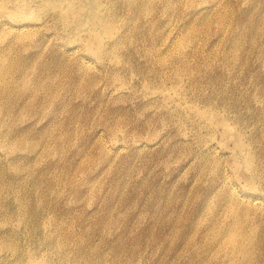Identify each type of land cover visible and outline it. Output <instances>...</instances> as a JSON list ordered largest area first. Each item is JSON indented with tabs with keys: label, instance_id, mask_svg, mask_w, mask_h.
<instances>
[{
	"label": "rangeland",
	"instance_id": "374dc122",
	"mask_svg": "<svg viewBox=\"0 0 264 264\" xmlns=\"http://www.w3.org/2000/svg\"><path fill=\"white\" fill-rule=\"evenodd\" d=\"M154 1H155V3H154ZM159 1H161V2H159ZM177 1L178 0H172V1H170V0H163V1L162 0H135V1L123 0L122 2L121 1L115 2L114 0H109V5L100 7L99 10L102 11L104 13V15H106L107 17H109L111 15L110 18L112 20V24H114V25H112L114 34H113V37L112 36L109 37V34L105 35V33H102V35H100L101 39L103 40V46L101 48H98V43H97L96 39L90 37V34L88 33L87 27L79 28L77 31L72 30V28L70 26H65L61 19L56 18L54 14L57 11V9H56L57 7L54 4H48L46 6H42L39 4L38 5L39 7L36 6L34 13L31 16H29V18L24 20L25 22L31 23V24L35 25V27L38 28L39 31H37V34H38V32L40 33L42 31V29L44 28L43 32H41V36H40V34H38V36L35 35V37H33L34 39L31 38V39L27 40L28 45L27 44L24 45L23 48L25 49L24 54L26 56L30 57L33 62H35L36 67L35 66L32 67L33 70H32V68H31V70L33 72H34V70H36L35 71L36 74L31 71L33 73V74L31 73V75L36 76L37 74H40L39 77L45 78L46 89H42L39 91H35V90L31 91V90L27 89L28 93L26 92L25 95L24 94H21V95L18 94L19 90L15 89V91H9V92L5 93L4 96H2L3 95L2 94L0 97V101L1 102L3 101L2 102L3 105H1V110H0V112L1 111L3 112V113L2 112L0 113V115H1L0 116V128H1V132H3V135L5 133H9L8 135H9V139H10V140L6 141L2 137L3 139L0 141V146H1L0 147V153L2 154V155L0 154V157H1V159H0V171H1L0 172V174H1L0 175L1 176L0 177V203H1L0 204V214H1L0 215V224H1L0 225V241L1 242L3 241L0 244V264L1 263L2 264H10V262H11V264H19V263L20 264H30L28 258L30 257L29 255H31V254H32L33 258H35V259L36 258L40 259V257H43V254H44V256H46L45 257L46 260L47 261L49 260L50 264H67V262L65 263L66 259L63 260L64 263H61L62 261L59 259V256H57V255H59V253H57V251L55 250V247H53L54 242H56L55 245L61 244L63 246V252L67 256L73 257V259H75L77 261L76 264H126V263L127 264L128 263L136 264L135 262H137V264H139V262H140V264H173V263H175V264H198V263L199 264H213V263L214 264H256V262H258L257 264H264V234H263L264 233V231H263L264 230V218H263L264 217V215H263L264 214V212H263L264 211L263 210L264 209V189H263V186H264V155L262 154V152L264 153V141H263L264 140V122H263L264 121V117H263L264 116V24H262V21L264 23V18H263V16H264V2H262L264 0H251V1L250 0H230V3H229V0H227V1L226 0H216V2H214L213 0H212V2H210L211 0H198V1L197 0H195V1L194 0H190V1L179 0L178 1L179 3H177ZM221 1L223 4L220 3ZM213 2H214V4L212 5ZM249 2H252V4ZM142 3H143V6H142ZM161 3H164V4H161ZM185 3L186 4L188 3L187 8H186ZM216 4H218V5H216ZM255 4H257V5H255ZM246 5H247V7H246ZM224 6H226V7H224ZM111 7H113L114 10ZM140 7H141V10H140ZM192 7H194V9ZM223 7H224V9H226L225 11H224ZM120 8H121V10H120ZM203 8H205V9H203ZM210 8H212V9H210ZM146 9L147 10L149 9L148 12ZM195 9L197 11H195ZM220 9L223 11H221ZM232 9H233V11H232ZM261 9H263V10H261ZM10 10H11V8H8V10L0 9V23L1 24L5 23V22H10V20L12 19L11 16L9 17V15L11 14ZM124 10H125V12H124ZM150 11H153V12H150ZM177 11H179V12H177ZM208 11H209V13H208ZM110 12H111V14H109ZM162 12H164V13H162ZM195 12H196V14H195ZM211 12L213 13V15L214 14L215 15L213 16L211 14ZM231 12H234V13H231ZM253 12H255V13H253ZM205 13L207 15H205ZM175 14H177V15L175 16ZM240 14H242V15H240ZM134 15H135V17H134ZM149 15H151L152 17ZM204 15L207 16L208 19ZM250 15H253V16L251 17ZM173 16H175V17H173ZM211 16H213V17H211ZM215 16L217 17V19ZM195 17L197 18V20ZM201 17H204V18H201ZM221 17L222 18L225 17V18L222 19ZM253 17L256 18L257 20L256 19L254 20ZM161 18H162V20H161ZM218 18L219 19L221 18L220 19L221 21ZM246 19H247V22H246ZM40 21L42 23H40ZM119 21H120V23H119ZM149 21H152V22H149ZM235 21H236V23L237 22H239V23L236 24ZM61 22H62V24H61ZM163 22H165V24ZM179 22H180V24H179ZM206 22L207 23L210 22L209 26ZM221 22H223V23H221ZM230 22H231L232 26L229 25ZM254 22H257L259 24H256ZM51 23H52V25H51ZM189 23H191V24H189ZM205 23H206V26H205ZM54 24H56V25H54ZM192 24H196V25H192ZM235 24H236V26H235ZM241 24H242V26H241ZM44 25H46L47 27ZM119 25H121V26H119ZM128 25H129V27H128ZM221 25H223L224 27ZM150 26H151V28H150ZM197 26L199 29H197ZM218 26H220V27H218ZM249 26H250V28H249ZM255 26L257 29L254 28ZM261 26H262V29H261ZM222 27H223V29H222ZM251 27H253V28H251ZM46 28L48 30L49 29L50 30L48 31ZM178 28H181V29H178ZM245 28H246V30H245ZM62 29H64V30H62ZM121 29H123V30H121ZM183 29L185 30L184 32H183ZM248 29H249V31H248ZM258 29L260 30V32ZM52 30H53V32H52ZM189 30L192 32L190 33ZM204 30H205V32H204ZM257 30H258V32H256ZM261 30L263 31L262 36H261V32H262ZM178 31H180L183 35ZM219 31H221V32H219ZM228 31L230 33L232 32L231 33L232 36H230L231 34L228 33ZM243 31H245V32L243 33ZM58 32H59V34H58ZM60 32H61V34H60ZM115 32L116 33L118 32L117 35ZM147 32L149 33V36H148ZM172 32H174V33H172ZM249 32H250V34H249ZM197 33L202 34V36H200ZM204 33H206L207 35ZM211 33L213 35L214 34H216V35L213 36V35H211ZM220 33H222V34H220ZM233 33H234V36H233ZM239 33H240V36H238ZM45 34H47V35H45ZM128 34H130V35H128ZM252 34L255 36H253ZM189 35H191V36H189ZM218 35H220V36H218ZM235 35L237 36V38ZM194 36H195V38H194ZM197 36L200 38L198 39ZM125 37H127V38H125ZM145 37H147V38H145ZM188 37H190V40ZM217 37H219V38H217ZM238 37H241V39L237 40ZM157 38H158V40H157ZM163 38L164 39L166 38V39L163 40ZM191 38H192V40L194 38V40H196V41H192ZM207 38H209V39H207ZM254 38H256V39H254ZM159 39H160V42H159ZM251 39L252 40L254 39V40L251 41ZM259 39H261V40H259ZM65 40H67V41H65ZM122 40H123V42H122ZM125 40H126V45H125ZM232 40H234V41H232ZM241 40L242 41L244 40L243 43ZM80 41H82V42H80ZM108 41H109V43H108ZM130 41H132V42L130 43ZM138 42H139V44H138ZM192 42H194V43H192ZM206 42H207V44H206ZM211 42H212V44H211ZM223 42H224V44H223ZM58 43H60V45H58ZM113 43L114 44L117 43V44L114 45ZM195 43H196V45H195ZM248 43H250V44L252 43L250 45L251 47L248 46L249 45ZM167 44H168V46H167ZM183 44H184V46L186 44L187 45L184 47ZM189 44H190L191 48H190ZM228 44L229 45L231 44L232 47L230 48L231 45L229 46ZM253 44H254V46H253ZM111 45H113V47ZM203 45L205 48L203 47ZM212 45H214L215 47ZM218 45H219V48H218ZM236 45H238V46L236 47ZM146 46H150V47H146ZM211 46L213 47V49ZM234 46H235V48H234ZM125 47H126V49H125ZM183 47H184V50H182ZM192 47H194V49ZM27 48H28V50H27ZM159 48H160V51H159ZM76 49H78L79 51L77 52ZM211 49L214 51H212ZM224 49L229 54L225 53ZM230 49H231V52L229 51ZM236 49L238 51H235ZM190 50L192 51L191 53H189ZM197 50H199V51H197ZM200 50L202 52L203 51L204 52L201 53ZM206 50H208L209 52ZM221 50H223V51H221ZM111 51H113L112 52L113 54H111ZM139 51H140V53H139ZM149 51H151V52H149ZM245 51H247V52L249 51V52L247 53ZM39 52H40V55H39ZM95 52H97V54ZM99 52H100V55L98 54ZM187 52L190 55H193V57L190 56ZM211 52H213L214 54ZM151 53L154 56H152ZM156 53H158L157 54L158 56L156 55ZM61 54H63V55H61ZM67 54H68V56H67ZM70 54H71V56H70ZM125 54H127V55H125ZM159 54H161L162 56ZM177 54H179V55H177ZM226 54H228V55H226ZM101 55H102V57H101ZM139 55H142L143 57L139 56ZM185 55H186V57H185ZM201 55H204V56H201ZM205 55L206 56L208 55V57H206ZM213 55H214V57H213ZM234 55H236V57ZM79 56H80V58H79ZM163 56H165V57H163ZM183 56H184V58H183ZM230 56H231V58H230ZM237 56H239V57L237 58ZM70 57H72V58H70ZM121 57H122V59H121ZM152 57H153V59H152ZM201 57H202V60L200 59ZM212 57H213V59H212ZM66 58L69 61H67ZM78 58L81 60H78ZM208 58H210V59H208ZM229 58L231 60H229ZM92 59H93V61H92ZM175 59H177L178 64L175 62L176 61ZM190 60H191V62H190ZM215 60H217V61H215ZM226 60L228 63L226 62ZM252 60H253V62H252ZM150 61L153 63H151ZM179 61H181V62H179ZM192 61H194V62H192ZM210 61H211V63L208 65V63ZM229 61H231V62H229ZM68 62H70V63H68ZM80 62H82V63H80ZM133 62H135L136 64ZM145 62L147 63V65ZM53 64H54V66H53ZM119 64H120V66H119ZM160 64H164V65H162L163 67H161ZM245 64L248 66H246ZM259 64H260V66H259ZM203 65L204 66L207 65V66L204 67ZM75 66H77L78 68ZM113 66H114V68H113ZM136 66H138V67H136ZM100 67L104 71H102ZM76 68H77V70H76ZM96 68L98 69L99 72L98 71L96 72V70H97ZM122 68H123V71H122ZM137 68H138V70H134ZM61 69L63 71L62 73H61V71H59ZM90 69L92 72L90 71ZM241 69H243V70H241ZM53 70H54V73H53ZM64 70H66V71H64ZM74 70H76V71H74ZM157 70H158V72H155ZM41 71H42V73H41ZM88 71L91 73H89ZM100 71H101V73H100ZM203 71H204V73H203ZM87 72H88V74H87ZM59 73L62 75L60 76ZM83 73H84V76H83ZM155 73H156V76L158 77V79L156 76L154 77ZM205 73L207 74V76H205L206 75ZM233 73H235V74H233ZM46 74H48V75L50 74L53 78H51L50 75L48 76ZM175 74H178L179 76L178 75L176 76ZM218 74L220 75V77ZM247 74H248V76H246ZM57 75H58V77H57ZM161 75H163V76H161ZM93 76H94V78H93ZM174 76H175V78H174ZM182 76H184V77H182ZM224 76H225V78H224ZM195 77H196V79L193 80ZM213 77H215V79ZM227 77H229V78L227 79ZM140 78H142V79H140ZM176 78L178 80L179 79H181V80L177 81ZM199 78H200V80H199ZM76 79H78L79 81ZM101 79L104 81L105 80H107V81H105V83H104V81L101 83V81H102ZM174 79H176V80H174ZM220 79H221V81H220ZM250 79H251V81H250ZM57 81H58V83H57ZM110 81L112 83H110ZM123 81H124V83H123ZM50 82H52L53 84ZM81 82L84 84H82ZM90 82H91V84H90ZM126 82L128 84H126ZM202 82H205V83H202ZM230 82H232V83H230ZM252 82H254V83H252ZM75 83H77L76 84L77 86L75 85ZM96 83H97V85H96ZM56 84H57V86H56ZM72 84L74 85V87L75 86L76 87L74 88ZM154 84H156V85H154ZM217 84L219 85V87ZM201 85H204V86H201ZM259 85L263 86V89ZM48 86H50V87H48ZM82 86H83V88H81ZM255 86H257V87H255ZM54 87H59L60 90L58 88L57 89L55 88L56 89L55 90ZM137 87L138 88L140 87L139 90ZM115 88L117 90H115ZM63 89H65L66 91ZM73 89H74V91H73ZM239 89H241V90H239ZM51 90H53L54 92ZM129 90H130V92H129ZM252 90L253 91L255 90V91L253 92ZM63 91H64L65 95H64ZM146 91H148V92H146ZM164 91H166V92H164ZM250 91H251V93H250ZM85 92H86V94H85ZM152 92L153 93L155 92V93L152 94ZM255 92H257V93L255 94ZM116 93L117 94L119 93V94L117 95ZM129 93H130V95H129ZM214 93L217 94L218 96L215 95ZM260 93H262V94H260ZM134 94H136V95H134ZM119 95H120V97H119ZM205 95L207 98H204ZM107 96H108V98H107ZM137 96H138V98H137ZM10 97H12V98H10ZM22 97H23V100H22ZM33 97L36 98V100ZM83 97H84V99H83ZM110 97H112V98H110ZM140 98H142V101L140 100ZM203 98H204V100H203ZM53 99H55V100H53ZM122 99H123V102H122ZM92 100H93V102H92ZM10 101H12V102H10ZM34 101H36V102L38 101L37 104H36V102L34 103ZM231 102L233 103L234 107H233ZM252 102H253V104H252ZM11 103H15V104H11ZM123 103H125V104H123ZM144 103L146 104L145 106H144ZM239 103H241V104H239ZM237 104H238V106H237ZM51 105H53V106H51ZM194 105L197 108L193 107ZM2 106L5 107L6 109L3 108ZM50 106L53 108H50ZM9 107H11V108H9ZM44 107L45 108L49 107V108H48V110L47 109L45 110ZM161 107L163 110L161 109ZM226 108H227V110H226ZM242 108H244V109L242 110ZM10 109L14 111L13 112L14 118L8 116V114L11 111ZM28 109H29V111H28ZM97 109L100 112L97 111ZM103 109L106 111H104ZM231 109H232V111H231ZM3 110H5V111H3ZM31 110H32V112H31ZM158 110L160 113H163V114H160L158 112ZM198 111H200L201 115H199ZM96 112H98V113H96ZM154 112H155V114H154ZM25 113H27L29 116ZM33 113H34V116H32ZM58 113H59V115H58ZM113 113H115V114H113ZM125 113L128 115H126ZM210 113H212V114H210ZM16 114L20 119L18 117H16ZM24 114H25V116H24ZM6 115H7V117H6ZM102 115H103V117H102ZM109 115H111V116L115 115V116L109 117ZM253 115H255V116H253ZM168 116H169V118H168ZM209 116H211V118ZM29 117H30V120L27 121L26 119H29ZM132 117H134L133 120H132ZM155 117H157V118H155ZM221 117L223 120L222 123H221ZM166 118H168V119H166ZM136 119H137V121H135ZM156 119H157V121H156ZM59 120H61V121H59ZM119 120H121V121H119ZM167 120H169V121H167ZM16 121H18V122H16ZM106 121L109 122L110 124L106 123ZM98 122H100V123H98ZM218 122L220 124H218ZM4 123H5V125H3ZM104 123H105V126H104ZM58 124H60V125H58ZM75 124H76V126H75ZM115 124H117L118 126ZM182 124H184L183 125L184 127L181 126ZM10 125H12V127ZM101 125H103V127ZM111 125L113 126V128ZM163 125H164V127H163ZM108 126H111V127H108ZM27 127H29V128H27ZM154 127H155V129H154ZM176 127H179V128H176ZM3 128L5 130H3ZM80 128H82V129H80ZM55 129H56V131H55ZM125 129H128L130 134H128V130H125ZM102 130H103V132L104 131L105 132L101 133L100 131H102ZM254 130H255V132L256 131H258V132L255 133ZM80 131L82 134H80ZM113 131H115V132H113ZM20 132H22V133H20ZM23 132H25V133H23ZM40 132H43V134ZM44 132H45V134H44ZM153 133H156V134L154 135ZM182 133H184V134H182ZM19 134H22V136ZM100 134H102V136ZM152 134L154 135L155 138L153 137ZM43 135L45 138L41 137ZM49 135H50V137H49ZM76 135H78V136H76ZM111 135H113L114 137H110ZM115 135H116V137H115ZM184 135H186V136H184ZM143 136H145L146 139L143 138ZM21 137L23 138L24 141H25V139L28 141L24 142ZM140 138H142L143 140ZM147 138L149 139V141ZM29 139H31L30 141L33 143H31L29 141ZM41 139H42V141H40ZM151 139H153V140H151ZM175 139H177V140H175ZM67 140L69 141L68 143H67ZM21 141L24 143H21ZM186 141H188V142H186ZM242 141L244 142V144H242ZM36 142L38 145L36 144ZM62 142L64 143V145ZM12 143L14 144L15 147L12 146ZM16 143H19V144H16ZM92 143L94 144V146ZM173 143H174V145H173ZM9 144L11 145L12 149H11ZM24 144L25 145L27 144L26 145L27 147ZM126 144H127V146H126ZM252 144H254V145L256 144L255 147ZM22 145L25 147H23ZM69 145H71V147H69ZM17 146H18V148L20 146L22 149L21 148L18 149ZM51 146H53V147H51ZM56 146H58V148ZM91 146H92V148H90ZM45 147L47 148L46 150H45ZM48 147H50L51 149ZM103 147L105 149H102ZM117 147H118V149H117ZM145 147H149V148H145ZM213 147H216V148H213ZM7 148H8V150H7ZM59 148H60V150L61 149L62 150L60 151ZM88 148H90V149H88ZM99 149H101V150H99ZM119 149H121V150H119ZM194 149H195V151H194ZM50 150H52V151L50 152ZM55 150H56V152H55ZM57 150H58V152H57ZM103 150L106 152H104ZM109 150L111 152L112 151L113 152L111 153ZM27 151H29V152L32 151V152L28 153ZM42 151L43 152L45 151L46 154H43ZM85 151L88 155H86ZM100 151H101V153H100ZM139 151H141V152H139ZM198 151L201 153H199ZM207 151H209L210 153H208ZM260 151H262V152H260ZM2 152H4V153H2ZM138 152L141 153L140 154L141 156H139ZM195 152H196V154H195ZM217 152H218L219 156L217 155ZM21 153H23L24 156L21 155ZM53 153L54 154L58 153L57 157L55 156L56 154L53 155ZM89 154H90V156H89ZM106 154H107V156H106ZM34 155H35L36 159L34 158ZM40 155L42 156V158ZM98 155H100V156H98ZM176 155H178V156H176ZM5 156H7V157H5ZM92 156L94 159L92 158ZM195 156H196V158L198 157L200 160L198 158L196 159ZM202 156H203V158H202ZM81 157H83V158H81ZM167 157H169V158L167 159ZM200 157L202 158V161H201ZM24 158H25V161H24ZM13 159L15 160V163H14ZM69 159H71V160H69ZM85 159H86V161H85ZM89 159H90V162H89ZM97 159H99L100 161ZM204 159H207V160H204ZM8 160H9V162H8ZM193 160H196V161H193ZM37 161H38V163H37ZM160 161H163V162H160ZM30 162H31V164H30ZM7 163H9V164L7 165ZM10 163H12V165ZM40 163L41 164L43 163V164L41 165ZM66 163H68V164H66ZM87 163H89V164H87ZM112 163L115 165H113ZM206 163H208L209 165ZM110 165H111V167H110ZM12 166H14V167H12ZM33 166L34 167L37 166V168L35 169V168H33ZM221 166H222V168H221ZM10 167H12V168H10ZM44 167H45V169H43ZM200 167L203 169L201 170ZM15 168H17V169H15ZM75 168H76V172H75ZM193 168H194V170H193ZM56 169H57V171H56ZM102 169H104V170H102ZM128 169H130V171ZM131 169H132V171H131ZM222 169H223V171H222ZM43 170H44V172H43ZM45 170H46V172H45ZM82 170H83V172H82ZM105 170H107V171H105ZM225 170H226V173H225ZM259 170L261 171L260 173H259ZM61 172H63V173H61ZM38 173H39V175H38ZM211 173H214V174H211ZM30 174L32 176L33 175L34 176L32 177ZM73 174H74V176H73ZM224 174H225V178L223 176ZM70 175L72 177V178L70 177L71 179L68 177ZM4 176H5V178H4ZM29 177H32L35 179L29 178ZM60 177H61V179H60ZM81 178H83V179H81ZM69 179L71 181H69ZM79 180H81V181H79ZM5 181H7V182H5ZM53 181H56L57 183L53 182ZM65 181L66 182L68 181V182L66 183ZM93 181H95V182H93ZM221 181H223L224 183ZM252 181H254V182H252ZM75 182H78V183H75ZM7 183L10 185H8ZM70 184H72V187L70 186ZM223 184H224V186H223ZM2 185H4L5 188ZM47 186H48V188H47ZM57 186H58V188H57ZM60 186H62V187H60ZM93 186H94V188H93ZM97 186H99V187H97ZM230 186H231V188H230ZM108 187L112 190H110ZM222 187L224 188V190ZM21 188H22V190H21ZM31 188H33L34 190H32ZM35 188H36V190H35ZM232 188L233 189L235 188L234 190L237 189L236 192L238 194H240L239 195L240 197H244L246 199H247V197L248 198L249 197H251V198H257L258 197L259 201L262 199L259 203H260V205L262 204L263 207H257V209L255 207V210H257V212L254 209H252V211L255 213L254 214L255 218L249 222L250 225H252L253 229H254V235H253L252 240L241 241L240 244H238V248L234 251V253L230 254L226 250V245H223V244L220 245L221 240H220V238H218V236H219L220 230H224L225 227L229 223L233 222L232 215L227 213V211L224 209L225 204H221V203H224L225 200L227 201L228 198H230L229 197L230 193H228V192H230V190ZM115 189H116V192H115ZM17 190L19 192H17ZM215 190H216V192H218L219 190L220 191L217 194L215 192ZM99 191H101V193ZM122 191H124V192H122ZM56 192H57L58 197H56ZM121 192L124 194L121 195ZM214 192H215V194L212 195ZM27 193H29V194H27ZM44 193H45V195H44ZM220 193H221V195H220ZM242 193L245 194V196H243ZM37 194H38V196H37ZM119 194L121 197L119 196ZM216 194L220 195L221 197L217 196L218 199H215ZM26 195H28V196H26ZM195 195H196V197H195ZM209 196H211V197H209ZM225 197H227V198H225ZM12 199L16 202H14ZM100 199H102V200H100ZM160 199L162 200L161 202H159ZM209 199H212L211 200L212 202L211 201L209 202ZM72 200H75V201H72ZM220 200H222V201L220 202ZM115 202L117 205L115 204ZM23 203H25V204H23ZM17 204L19 206H17ZM26 204H28V205H26ZM47 204H50V205H47ZM190 204H192V205H190ZM218 204L220 206H218ZM15 205L17 208L15 207ZM3 207H4V209H3ZM19 207H20V209H19ZM213 207L215 210L213 209ZM54 208L56 209V211H54L55 210ZM182 208H184V209H182ZM203 208H204V210H203ZM211 208H212V210H211ZM94 209H96V211ZM258 209H260L259 212H258ZM24 210H26V211H24ZM59 210H60V212H59ZM208 210H209V212H207ZM124 211H125V215L123 213ZM159 211H161V212L159 213ZM213 211H214V213H213ZM49 212H51L53 214H51ZM63 212H65V213H63ZM169 212H170V214H169ZM218 212H220V213L218 214ZM37 213H39L40 215ZM58 214H60V215L58 216ZM211 214H212V216H210ZM214 214L215 215L218 214V215L215 216ZM2 215H3V217H2ZM38 215H39V218L37 217ZM52 215H54V217ZM66 215H67L68 219H67ZM26 216H27V218H26ZM30 216H31V218H30ZM6 217H7V219H6ZM87 217H89V218H87ZM57 218H58V220H57ZM199 218H201V219H199ZM216 218H218V219H216ZM259 218H261V219H259ZM21 219H23V220H21ZM70 219H72V220H70ZM176 219L178 222L175 221ZM41 220H43V221L41 222ZM196 220H198L199 222ZM204 220H206V221H204ZM202 221H204V222H202ZM68 222L70 223V225ZM251 222H252V224H251ZM259 222H261V223L258 224ZM262 222H263V224H262ZM10 223L12 225H10ZM21 223H24V224L21 225ZM173 223H175L176 225ZM200 223H202V224H200ZM210 223L212 224L211 225L212 228L210 227ZM40 224H41V226H40ZM64 224H66V225H64ZM72 226H73V228H72ZM247 226H249V225H247ZM29 227H31V229ZM52 227L54 229H52ZM74 228L75 229L79 228V229L75 230ZM194 228H195V230H194ZM209 228H210V230H209ZM62 229H63V231H61ZM73 229L75 230V232ZM34 230H35V232H34ZM110 230H112V231H110ZM204 230H205V232H204ZM208 230L211 232H209ZM257 230H258V232H257ZM173 231L176 235L173 233ZM61 232H63V233H61ZM193 232H195V233H193ZM24 233H25V235H24ZM50 233L52 236L50 235ZM257 233L259 234V236ZM53 234L55 236L54 238H53ZM200 234H201V237H200ZM190 235H192V236H190ZM47 236H49L50 239ZM68 236H69V238H68ZM208 236H211V237H208ZM33 237L36 240H34ZM30 238H32V241L30 240ZM58 238H60V239L58 240ZM78 238H79V240L82 238L80 240L81 244L77 241ZM147 238H149V239H147ZM222 238L225 240H229L228 236L223 235ZM6 239H7V241H5ZM12 239H13V241H12ZM206 239L208 242L206 241ZM46 240H48V241H46ZM195 240H196V242H195ZM34 241H36V242H34ZM65 241H66V243H64ZM46 242H49V243H46ZM51 242H53V243H51ZM209 242H210V245H209ZM96 243H97V245H96ZM197 243L200 244V247H199V244H197ZM46 244H48V245L46 246ZM66 244H67V246H66ZM11 245L14 246L17 251L13 252ZM29 245L32 248L29 247ZM90 245L93 246V248H89V247H91ZM94 245H96V246H94ZM181 245H182V247H181ZM42 246H43V249L41 248ZM211 246L212 247L216 246V247L212 248ZM18 247L19 248L21 247V248L18 250ZM96 247H98V248H96ZM3 248L4 249L8 248L10 251L8 249L4 250ZM151 248H153V251ZM156 248H158V249H156ZM246 248L252 249V251H251L252 253L250 255H245V249ZM31 249H33V250H31ZM109 249H111V250H109ZM258 249H261V250L259 251ZM46 251H47V253H46ZM54 251L56 253L55 255H54ZM80 251H81V253H80ZM109 251H110V253H109ZM15 252H16V254H14ZM91 252L93 255H91ZM37 253H38V255H36ZM106 253H107V255H106ZM154 253H156V254L154 255ZM176 253H177L178 257H177V255L175 256ZM110 254H111V258H110ZM116 254H118V255H116ZM125 255H126V257H125ZM198 255H199V257H198ZM240 255L242 256V258ZM86 256H88V257H86ZM91 256H92V258H91ZM106 256H108L109 258H107ZM128 256H129V259H128ZM250 256H251V258H249ZM258 256H260V257H258ZM86 258H88V259L85 260ZM101 258L103 261L101 260ZM139 258H140V260H139ZM112 259L114 261H112ZM115 259H117V260L119 259V260L116 261ZM224 259L227 260V262ZM55 260H57V261H55ZM131 260L132 261L134 260V261L132 262ZM38 261H40V260H38ZM98 261H99V263H98ZM36 264H40V263L37 262ZM41 264H42V262H41Z\"/></svg>",
	"mask_w": 264,
	"mask_h": 264
},
{
	"label": "bare ground",
	"instance_id": "6f19581e",
	"mask_svg": "<svg viewBox=\"0 0 264 264\" xmlns=\"http://www.w3.org/2000/svg\"><path fill=\"white\" fill-rule=\"evenodd\" d=\"M115 2H122L123 0H114ZM133 1H135V0H133ZM163 1V0H162ZM170 1H172V0H170ZM179 1V0H178ZM177 1V3H179ZM188 1H190V0H188ZM195 1V0H194ZM198 1V0H197ZM214 2H216V0H213ZM227 1V0H226ZM251 1V0H250ZM145 2V1H144ZM158 2V1H157ZM159 2H161V1H159ZM210 2H212V0L210 1ZM214 2L212 3V5L214 4ZM219 2V1H218ZM217 2V3H218ZM239 2V1H238ZM257 2V1H256ZM255 2V3H256ZM262 2H264V1H262ZM136 3V2H135ZM154 3H155V1H154ZM165 3V2H164ZM164 3H161V4H164ZM167 3V2H166ZM198 3V2H197ZM207 3V2H206ZM221 4H223L222 3V1L220 2ZM219 3V4H220ZM226 3V2H225ZM224 3V4H225ZM229 3H230V0H229ZM249 3H251L252 4V2H249ZM42 5V6H46V5H48V4H54L57 8V11L55 12V17L56 18H59V19H61L62 20V22L64 23V25L65 26H70L71 28H72V30H78L79 28H82V27H87V29H88V33L90 34V37H92V38H95L96 39V41H97V43H98V48H101L102 46H103V40L101 39V37H100V35H102V33H105V35L106 34H109V37H113V34H114V31H113V27H112V25H114V24H112V20H111V18H110V16L109 17H107L106 15H104V13L102 12V11H100L99 10V8L100 7H103V6H108L109 5V0H0V9H5V10H8V8H11V14L9 15V17L11 16L12 17V19L10 20V22H5V23H0L1 25H0V97H1V95L2 96H4V94L5 93H7V92H9V91H15V89H17V90H19V93L18 94H24L25 95V93L27 92L28 93V90H35V91H39V90H42V89H46V80H45V78H43V77H39L40 76V74H37L36 76L35 75H31V73L33 72L32 70H33V68L32 67H34L35 66V62H33L32 60H31V58L30 57H28V56H26L25 54H24V45H26L28 42H27V40H29V39H31V38H33V37H35V35H37L38 36V34H40V36H41V32H43V29H42V31L39 33L38 32V34H37V31H39L38 30V28L37 27H35V25H33V24H31V23H28V22H25L24 20H26L27 18H29V16H31L33 13H34V11H35V9H36V6H38V5ZM127 4V3H126ZM158 4V3H157ZM188 4V3H187ZM187 4L185 3V5H186V8H187ZM193 4V3H192ZM196 4V3H195ZM194 4V5H195ZM210 4V3H209ZM235 4V3H234ZM250 4V5H251ZM112 5V4H111ZM114 5V4H113ZM134 5V4H133ZM154 5V4H153ZM156 5V4H155ZM193 5V6H194ZM211 5V6H212ZM216 5H218V4H216ZM226 5V4H225ZM255 5H257V4H255ZM263 5V4H262ZM118 6V5H117ZM123 6V5H122ZM142 6H143V3H142ZM151 6V5H150ZM149 6V7H150ZM162 6V5H161ZM167 6V5H166ZM199 6V5H198ZM197 6V7H198ZM202 6V5H201ZM200 6V7H201ZM220 6V5H219ZM233 6V5H232ZM236 6V5H235ZM252 6V5H251ZM39 7V6H38ZM37 7V8H38ZM124 7V6H123ZM122 7V8H123ZM156 7V6H155ZM183 7V6H182ZM195 7V6H194ZM194 7H192L193 9H194ZM196 7V8H197ZM210 7V6H209ZM216 7V6H215ZM224 7H226V6H224ZM224 7H223V9H224ZM234 7V6H233ZM245 7V6H244ZM243 7V8H244ZM246 7H247V5H246ZM253 7V6H252ZM260 7V6H259ZM262 7V6H261ZM110 8V7H109ZM112 9H113V7H111ZM119 8V7H118ZM117 8V9H118ZM147 8V7H146ZM162 8V7H161ZM166 8V7H165ZM189 8V7H188ZM199 8V7H198ZM217 8V7H216ZM215 8V9H216ZM104 9V8H103ZM155 9V8H154ZM178 9V8H177ZM203 9H205V8H203ZM208 9V8H207ZM210 9H212V8H210ZM246 9V8H245ZM252 9V8H251ZM250 9V10H251ZM257 9V8H256ZM260 9V8H259ZM114 10V9H113ZM120 10H121V8H120ZM127 10V9H126ZM140 10H141V7H140ZM147 10V9H146ZM149 10V9H148ZM148 10H147V12H148ZM164 10V9H163ZM162 10V11H163ZM170 10V9H169ZM176 10V9H175ZM184 10V9H183ZM217 10V9H216ZM221 10V9H220ZM226 9H224V11H225ZM247 10V9H246ZM253 10V9H252ZM261 10H263V9H261ZM173 11V10H172ZM182 11V10H181ZM180 11V12H181ZM189 11V10H188ZM195 11H197L196 9H195ZM202 11V10H201ZM204 11V10H203ZM210 11V10H209ZM209 11H208V13H209ZM215 11V10H214ZM221 11H223V10H221ZM232 11H233V9H232ZM235 11V10H234ZM245 11V10H244ZM3 12V11H2ZM124 12H125V10H124ZM145 12V11H144ZM150 12H153V11H150ZM165 12V11H164ZM164 12H162V13H164ZM176 12V11H175ZM177 12H179V11H177ZM199 12V11H198ZM229 12V11H228ZM252 12V11H251ZM49 13V12H48ZM114 13V12H113ZM169 13V12H168ZM182 13V12H181ZM184 13V12H183ZM193 13V12H192ZM215 13V12H214ZM218 13V12H217ZM231 13H234V12H231ZM253 13H255V12H253ZM252 13V14H253ZM257 13V12H256ZM109 14H111V12L109 13ZM120 14V13H119ZM151 14V13H150ZM171 14V13H170ZM178 14V13H177ZM177 14H175V16L177 15ZM195 14H196V12H195ZM211 14L213 15V13L211 12ZM229 14V13H228ZM249 14V13H248ZM259 14V13H258ZM262 14V13H261ZM116 15V14H115ZM125 15V14H124ZM152 15V14H151ZM151 15H149V16H151ZM157 15V14H156ZM160 15V14H159ZM205 15H207L206 13H205ZM204 15V16H205ZM215 15V14H214ZM213 15V16H214ZM218 15V14H217ZM216 15V16H217ZM235 15V14H234ZM237 15V14H236ZM240 15H242V14H240ZM4 16V15H3ZM45 16V15H44ZM53 16V15H52ZM51 16V17H52ZM161 16V15H160ZM175 16H173V17H175ZM196 16V15H195ZM198 16V15H197ZM213 16H211V17H213ZM215 16V17H216ZM220 16V15H219ZM251 17L253 16V15H250ZM8 17V18H9ZM124 17V16H123ZM134 17H135V15H134ZM142 17V16H141ZM147 17V16H146ZM152 17V16H151ZM178 17V16H177ZM182 17V16H181ZM180 17V18H181ZM206 18H207V16H205ZM209 17V16H208ZM218 17V16H217ZM217 17H216V19H217ZM227 17V16H226ZM239 17V16H238ZM243 17V16H242ZM3 18V17H2ZM46 18V17H45ZM54 18V17H53ZM114 18V17H113ZM149 18V17H148ZM163 18V17H162ZM162 18H161V20H162ZM196 18V17H195ZM201 18H204V17H201ZM222 18V17H221ZM220 18V19H221ZM225 17H223L222 19H224ZM234 18V17H233ZM263 18H264V16H263ZM55 19V18H54ZM151 19V18H150ZM182 19V18H181ZM208 19V18H207ZM219 19V18H218ZM219 19V20H220ZM227 19V18H226ZM229 19V18H228ZM253 19L255 20L256 18H254L253 17ZM39 20V19H38ZM121 20V19H120ZM153 20V19H152ZM175 20V19H174ZM180 20V19H179ZM196 20H197V18H196ZM232 20V19H231ZM239 20V19H238ZM242 20V19H241ZM257 20V19H256ZM43 21V20H42ZM144 21V20H143ZM160 21V20H159ZM183 21V20H182ZM204 21V20H203ZM211 21V20H210ZM218 21V20H217ZM216 21V22H217ZM221 21V20H220ZM227 21V20H226ZM230 21V20H229ZM253 21V20H252ZM261 21V20H260ZM2 22V21H1ZM50 22V21H49ZM62 22H61V24H62ZM118 22V21H117ZM142 22V21H141ZM149 22H152V21H149ZM157 22V21H156ZM191 22V21H190ZM219 22V21H218ZM242 22V21H241ZM246 22H247V19H246ZM40 23H42L41 21H40ZM46 23V22H45ZM48 23V22H47ZM58 23V22H57ZM116 23V22H115ZM119 23H120V21H119ZM164 24H165V22H163ZM193 23V22H192ZM207 23V22H206ZM206 23H205V26H206ZM220 23V22H219ZM221 23H223V22H221ZM235 23H236V21H235ZM237 23H239V22H237ZM236 23V24H237ZM254 23H256V24H259V23H257V22H254ZM179 24H180V22H179ZM189 24H191V23H189ZM188 24V25H189ZM202 24V23H201ZM208 24V26H209V24H210V22L209 23H207ZM213 24V23H212ZM227 24V23H226ZM236 24H235V26H236ZM262 24H264L263 23V21H262ZM51 25H52V23H51ZM54 25H56V24H54ZM53 25V26H54ZM175 25V24H174ZM178 25V24H177ZM176 25V26H177ZM183 25V24H182ZM186 25V24H185ZM192 25H196V24H192ZM229 25H231V22H230V24ZM228 25V26H229ZM245 25V24H244ZM253 25V24H252ZM261 25V24H260ZM43 26V25H42ZM44 26H46V25H44ZM64 26V27H65ZM119 26H121V25H119ZM156 26V25H155ZM170 26V25H169ZM190 26V25H189ZM199 26V25H198ZM198 26H197V29H199L198 28ZM203 26V25H202ZM211 26V25H210ZM216 26V25H215ZM221 26H223V25H221ZM232 26V25H231ZM230 26V27H231ZM241 26H242V24H241ZM47 27V26H46ZM128 27H129V25H128ZM149 27V26H148ZM147 27V28H148ZM160 27V26H159ZM192 27V26H191ZM190 27V28H191ZM218 27H220V26H218ZM217 27V28H218ZM224 27V26H223ZM223 27H222V29H223ZM240 27V26H239ZM259 27V26H258ZM63 28V27H62ZM150 28H151V26H150ZM167 28V27H166ZM182 28V27H181ZM181 28H178V29H181ZM184 28V27H183ZM249 28H250V26H249ZM251 28H253V27H251ZM254 28H256V26L254 27ZM47 29V28H46ZM45 29V30H46ZM54 29V28H53ZM116 29V28H115ZM146 29V28H145ZM170 29V28H169ZM176 29V28H175ZM187 29V28H186ZM192 29V28H191ZM204 29V28H203ZM210 29V28H209ZM208 29V30H209ZM219 29V28H218ZM217 29V30H218ZM231 29V28H230ZM229 29V30H230ZM237 29V28H236ZM242 29V28H241ZM244 29V28H243ZM257 29V28H256ZM260 29V28H259ZM258 29V30H259ZM261 29H262V26H261ZM48 30V29H47ZM50 30V29H49ZM48 30V31H49ZM62 30H64V29H62ZM66 30V29H65ZM86 30V29H85ZM121 30H123V29H121ZM120 30V31H121ZM129 30V29H128ZM153 30V29H152ZM164 30V29H163ZM193 30V29H192ZM201 30V29H200ZM199 30V31H200ZM215 30V29H214ZM245 30H246V28H245ZM258 30L256 31V32H258ZM67 31V30H66ZM119 31V30H118ZM150 31V30H149ZM181 31V30H180ZM180 31H178V32H180ZM185 30L183 29V32H184ZM190 31V30H189ZM207 31V30H206ZM211 31V30H210ZM233 31V30H232ZM248 31H249V29H248ZM262 31V30H261ZM52 32H53V30H52ZM57 32V31H56ZM122 32V31H121ZM129 32V31H128ZM127 32V33H128ZM152 32V31H151ZM154 32V31H153ZM166 32V31H165ZM170 32V31H169ZM192 31H190V33H191ZM204 32H205V30H204ZM208 32V31H207ZM206 32V33H207ZM219 32H221V31H219ZM236 32V31H235ZM234 32V33H235ZM245 31H243V33H244ZM259 32H260V30H259ZM49 33V32H48ZM116 33V32H115ZM118 33V32H117ZM117 33H116V35H117ZM125 33V32H124ZM130 33V32H129ZM137 33V32H136ZM144 33V32H143ZM148 33V32H147ZM172 33H174V32H172ZM176 33V32H175ZM181 33V32H180ZM189 33V34H190ZM195 33V32H194ZM206 33H204V34H206ZM209 33V32H208ZM225 33V32H224ZM228 33H230L229 31H228ZM232 33V32H231ZM230 33V34H231ZM234 33H233V36H234ZM241 33V32H240ZM240 33H239V35L238 36H240ZM255 33V32H254ZM262 33H263V31L261 32V36H262ZM55 34V33H54ZM58 34H59V32H58ZM60 34H61V32H60ZM155 34V33H154ZM182 34V33H181ZM185 34V33H184ZM197 34H199V33H197ZM220 34H222V33H220ZM249 34H250V32H249ZM45 35H47V34H45ZM104 35V36H105ZM115 35V36H116ZM121 35V34H120ZM128 35H130V34H128ZM141 35V34H140ZM162 35V34H161ZM165 35V34H164ZM176 35V34H175ZM174 35V36H175ZM183 35V34H182ZM196 35V34H195ZM200 36H202V34H199ZM207 35V34H206ZM205 35V36H206ZM211 35H213L212 33H211ZM210 35V36H211ZM216 34H214L213 36H215ZM226 35V34H225ZM253 35V34H252ZM54 36V35H53ZM103 36V37H104ZM148 36H149V33H148ZM147 36V37H148ZM158 36V35H157ZM173 36V35H172ZM189 36H191V35H189ZM218 36H220V35H218ZM227 36V35H226ZM230 36H232V34L230 35ZM236 36V35H235ZM250 36V35H249ZM253 36H255V35H253ZM120 37V36H119ZM118 37V38H119ZM123 37V36H122ZM147 37H145V38H147ZM159 37V36H158ZM161 37V36H160ZM163 37V36H162ZM178 37V36H177ZM198 37V36H197ZM196 37V38H197ZM224 37V36H223ZM243 37V36H242ZM58 38V37H57ZM125 38H127V37H125ZM131 38V37H130ZM134 38V37H133ZM168 38V37H167ZM189 38V40H190V37H188ZM194 38H195V36H194ZM194 38H193V40H192V38H191V40L192 41H196V40H194ZM200 37H198V39H199ZM206 38V37H205ZM217 38H219V37H217ZM216 38V39H217ZM227 38V37H226ZM225 38V39H226ZM236 38H237V36H236ZM249 38V37H248ZM34 39V38H33ZM32 39V40H33ZM50 39V38H49ZM124 39V38H123ZM144 39V38H143ZM151 39V38H150ZM166 39V38H165ZM164 38H163V40H165ZM170 39V38H169ZM173 39V38H172ZM202 39V38H201ZM207 39H209V38H207ZM239 39H241V37H238V39L237 40H239ZM254 39H256V38H254ZM253 39V40H254ZM63 40V39H62ZM108 40V39H107ZM117 40V39H116ZM115 40V41H116ZM157 40H158V38H157ZM171 40V39H170ZM177 40V39H176ZM184 40V39H183ZM206 40V39H205ZM224 40V39H223ZM230 40V39H229ZM236 40V39H235ZM252 39H251V41H253ZM259 40H261V39H259ZM31 41V40H30ZM65 41H67V40H65ZM74 41V40H73ZM139 41V40H138ZM142 41V40H141ZM154 41V40H153ZM169 41V40H168ZM172 41V40H171ZM188 41V40H187ZM198 41V40H197ZM217 41V40H216ZM232 41H234V40H232ZM242 41V40H241ZM244 41V40H243ZM243 41H242V43H243ZM248 41V40H247ZM32 42V41H31ZM34 42V41H33ZM58 42V41H57ZM80 42H82V41H80ZM122 42H123V40H122ZM132 41H130V43H131ZM159 42H160V39H159ZM186 42V41H185ZM191 42V41H190ZM189 42V43H190ZM205 42V41H204ZM226 42V41H225ZM237 42V41H236ZM250 42V41H249ZM48 43V42H47ZM54 43V42H53ZM75 43V42H74ZM73 43V44H74ZM108 43H109V41H108ZM118 43V42H117ZM117 43H113L114 45H116ZM141 43V42H140ZM148 43V42H147ZM167 43V42H166ZM192 43H194V42H192ZM200 43V42H199ZM235 43V42H234ZM240 43V42H239ZM72 44V45H73ZM138 44H139V42H138ZM151 44V43H150ZM159 44V43H158ZM162 44V43H161ZM185 44V43H184ZM184 44H183V46H184ZM206 44H207V42H206ZM211 44H212V42H211ZM221 44V43H220ZM223 44H224V42H223ZM222 44V45H223ZM249 45L248 46H250L251 44L250 43H248ZM256 44V43H255ZM28 45V44H27ZM58 45H60V43H58ZM69 45V44H68ZM125 45H126V40H125ZM152 45V44H151ZM150 45V46H151ZM157 45V44H156ZM155 45V46H156ZM187 45V44H186ZM185 45V46H186ZM195 45H196V43H195ZM199 45V44H198ZM229 45V44H228ZM231 45V44H230ZM229 45V46H230ZM243 45V44H242ZM31 46V45H30ZM47 46V45H46ZM56 46V45H55ZM62 46V45H61ZM77 46V45H76ZM112 47H113V45H111ZM150 46H146V47H150ZM158 46V45H157ZM156 46V47H157ZM161 46V45H160ZM165 46V45H164ZM167 46H168V44H167ZM184 46V47H185ZM189 46H190V44H189ZM212 46H214V45H212ZM211 46V47H212ZM217 46V45H216ZM224 46V45H223ZM238 45H236V47H237ZM253 46H254V44H253ZM252 46V47H253ZM32 47V46H31ZM37 47V46H36ZM40 47V46H39ZM45 47V46H44ZM74 47V46H73ZM131 47V46H130ZM129 47V48H130ZM153 47V46H152ZM184 47H183V49L182 50H184ZM202 47V46H201ZM203 47H204V45H203ZM202 47V48H203ZM215 47V46H214ZM232 47V45L230 46V48ZM251 47V46H250ZM33 48V47H32ZM43 48V47H42ZM63 48V47H62ZM70 48V47H69ZM68 48V49H69ZM132 48V47H131ZM161 48V47H160ZM160 48H159V51H160ZM188 48V47H187ZM190 48H191V46H190ZM193 49H194V47H192ZM205 48V47H204ZM217 48V47H216ZM218 48H219V45H218ZM234 48H235V46H234ZM241 48V47H240ZM114 49V48H113ZM125 49H126V47H125ZM171 49V48H170ZM177 49V48H176ZM186 49V48H185ZM199 49V48H198ZM212 49H213V47H212ZM211 49V50H212ZM215 49V48H214ZM229 49V48H228ZM238 49V48H237ZM235 50V51H238V50ZM258 49V48H257ZM27 50H28V48H27ZM77 50V52L79 51L78 49H76ZM107 50V49H106ZM118 50V49H117ZM121 50V49H120ZM124 50V49H123ZM147 50V49H146ZM145 50V51H146ZM151 50V49H150ZM188 50V49H187ZM219 50V49H218ZM234 50V49H233ZM241 50V49H240ZM69 51V50H68ZM84 51V50H83ZM104 51V50H103ZM115 51V50H114ZM132 51V50H131ZM134 51V50H133ZM141 51V50H140ZM140 51H139V53H140ZM144 51V50H143ZM186 51V50H185ZM196 51V50H195ZM197 51H199V50H197ZM206 51H208V50H206ZM212 51H214V50H212ZM221 51H223V50H221ZM224 51H225V49H224ZM228 51V50H227ZM230 52H231V49L229 50ZM28 52V51H27ZM63 52V51H62ZM113 51H111V54H113L112 53ZM138 52V51H137ZM149 52H151V51H149ZM156 52V51H155ZM164 52V51H163ZM184 52V51H183ZM192 51L190 50V52L189 53H191ZM200 52L201 53H203L201 50H200ZM209 52V51H208ZM234 52V51H233ZM232 52V53H233ZM242 52V51H241ZM245 52H247V51H245ZM249 52V51H248ZM247 52V53H248ZM43 53V52H42ZM56 53V52H55ZM96 54H97V52H95ZM118 53V52H117ZM143 53V52H142ZM153 53V52H152ZM151 53V54H152ZM161 53V52H160ZM186 53V52H185ZM188 53V52H187ZM188 53V54H189ZM211 53H213V52H211ZM225 53H228V52H226L225 51ZM224 53V54H225ZM27 54V53H26ZM99 55H100V52L98 53ZM119 54V53H118ZM122 54V53H121ZM155 54V53H154ZM158 53H156V55H157ZM162 54V53H161ZM161 54H159V55H161ZM183 54V53H182ZM200 54V53H199ZM205 54V53H204ZM208 54V53H207ZM210 54V53H209ZM214 54V53H213ZM216 54V53H215ZM229 54V53H228ZM228 54H226V55H228ZM234 54V53H233ZM236 54V53H235ZM28 55V54H27ZM39 55H40V52H39ZM61 55H63V54H61ZM77 55V54H76ZM116 55V54H115ZM125 55H127V54H125ZM166 55V54H165ZM177 55H179V54H177ZM190 55V54H189ZM198 55V54H197ZM218 55V54H217ZM237 55V54H236ZM236 55H234L235 57H236ZM247 55V54H246ZM245 55V56H246ZM37 56V55H36ZM67 56H68V54H67ZM70 56H71V54H70ZM86 56V55H85ZM96 56V55H95ZM110 56V55H109ZM119 56V55H118ZM131 56V55H130ZM139 56H142V55H139ZM152 56H154L153 54H152ZM158 56V55H157ZM162 56V55H161ZM160 56V57H161ZM190 56H192L193 57V55H190ZM201 56H204V55H201ZM206 56V55H205ZM210 56V55H209ZM232 56V55H231ZM231 56H230V58H231ZM241 56V55H240ZM248 56V55H247ZM256 56V55H255ZM63 57V56H62ZM82 57V56H81ZM101 57H102V55H101ZM129 57V56H128ZM143 57V56H142ZM156 57V56H155ZM163 57H165V56H163ZM185 57H186V55H185ZM206 57H208V55L206 56ZM213 57H214V55H213ZM213 57H212V59H213ZM226 57V56H225ZM233 57V56H232ZM239 56H237V58H238ZM38 58V57H37ZM70 58H72V57H70ZM79 58H80V56H79ZM78 58V60H81V59H79ZM84 58V57H83ZM88 58V57H87ZM98 58V57H97ZM127 58V57H126ZM125 58V59H126ZM130 58V57H129ZM138 58V57H137ZM149 58V57H148ZM172 58V57H171ZM174 58V57H173ZM176 58V57H175ZM182 58V57H181ZM183 58H184V56H183ZM188 58V57H187ZM199 58V57H198ZM221 58V57H220ZM224 58V57H223ZM229 58V60H231ZM245 58V57H244ZM67 59V58H66ZM103 59V58H102ZM107 59V58H106ZM121 59H122V57H121ZM134 59V58H133ZM152 59H153V57H152ZM157 59V58H156ZM165 59V58H164ZM179 59V58H178ZM201 60H202V57L200 58ZM208 59H210V58H208ZM236 59V58H235ZM38 60V59H37ZM71 60V59H70ZM84 60V59H83ZM91 60V59H90ZM120 60V59H119ZM139 60V59H138ZM137 60V61H138ZM151 60V59H150ZM162 60V59H161ZM169 60V59H168ZM176 61V63H177V59H175ZM187 60V59H186ZM198 60V59H197ZM196 60V61H197ZM200 60V61H201ZM263 60V59H262ZM64 61V60H63ZM67 61H69L68 59H67ZM76 61V60H75ZM92 61H93V59H92ZM101 61V60H100ZM126 61V60H125ZM154 61V60H153ZM170 61V60H169ZM183 61V60H182ZM212 61V60H211ZM211 61L208 63V65L211 63ZM215 61H217V60H215ZM219 61V60H218ZM221 61V60H220ZM234 61V60H233ZM246 61V60H245ZM259 61V60H258ZM65 62V61H64ZM79 62V61H78ZM88 62V61H87ZM99 62V61H98ZM136 62V61H135ZM135 62H133V63H135ZM151 62V61H150ZM158 62V61H157ZM156 62V63H157ZM172 62V61H171ZM179 62H181V61H179ZM185 62V61H184ZM190 62H191V60H190ZM192 62H194V61H192ZM206 62V61H205ZM225 62V61H224ZM226 62H227V60H226ZM225 62V63H226ZM229 62H231V61H229ZM252 62H253V60H252ZM68 63H70V62H68ZM80 63H82V62H80ZM85 63V62H84ZM94 63V62H93ZM146 63V62H145ZM151 63H153V62H151ZM228 63V62H227ZM52 64V63H51ZM63 64V63H62ZM66 64V63H65ZM100 64V63H99ZM104 64V63H103ZM114 64V63H113ZM136 64V63H135ZM178 64V63H177ZM185 64V63H184ZM201 64V63H200ZM204 64V63H203ZM220 64V63H219ZM232 64V63H231ZM48 65V64H47ZM73 65V64H72ZM77 65V64H76ZM79 65V64H78ZM101 65V64H100ZM146 65H147V63H146ZM159 65V64H158ZM161 65V67H163L162 65H164V64H160ZM166 65V64H165ZM193 65V64H192ZM213 65V64H212ZM211 65V66H212ZM225 65V64H224ZM246 65V64H245ZM53 66H54V64H53ZM57 66V65H56ZM119 66H120V64H119ZM139 66V65H138ZM138 66H136V67H138ZM151 66V65H150ZM156 66V65H155ZM184 66V65H183ZM191 66V65H190ZM201 66V65H200ZM204 66V65H203ZM207 66V65H206ZM206 66H204V67H206ZM223 66V65H222ZM230 66V65H229ZM232 66V65H231ZM241 66V65H240ZM246 66H248V65H246ZM259 66H260V64H259ZM36 67V66H35ZM52 67V66H51ZM62 67V66H61ZM75 67H77V66H75ZM91 67V66H90ZM106 67V66H105ZM135 67V66H134ZM152 67V66H151ZM31 68H32V70H31ZM64 68V67H63ZM67 68V67H66ZM78 68V67H77ZM77 68H76V70H77ZM95 68V67H94ZM99 68V67H98ZM101 68V67H100ZM113 68H114V66H113ZM127 68V67H126ZM130 68V67H129ZM166 68V67H165ZM169 68V67H168ZM185 68V67H184ZM193 68V67H192ZM214 68V67H213ZM233 68V67H232ZM242 68V67H241ZM51 69V68H50ZM71 69V68H70ZM73 69V68H72ZM97 69V68H96ZM155 69V68H154ZM161 69V68H160ZM217 69V68H216ZM221 69V68H220ZM224 69V68H223ZM226 69V68H225ZM38 70V69H37ZM76 70H74V71H76ZM95 70V69H94ZM101 70H102V68H101ZM131 70V69H130ZM134 70H138V68L137 69H134ZM159 70V69H158ZM158 70L157 71H155V72H158ZM170 70V69H169ZM188 70V69H187ZM230 70V69H229ZM234 70V69H233ZM241 70H243V69H241ZM32 71V72H31ZM35 71L36 70H34V72L33 73H35ZM58 71V70H57ZM59 71H61V73L63 72L62 71V69L61 70H59ZM64 71H66V70H64ZM90 71H91V69H90ZM98 71V69L96 70V72ZM102 71H104V70H102ZM122 71H123V68H122ZM140 71V70H139ZM209 71V70H208ZM232 71V70H231ZM89 72V71H88ZM88 72H87V74H88ZM92 72V71H91ZM91 72H89V73H91ZM99 72V71H98ZM131 72V71H130ZM136 72V71H135ZM134 72V73H135ZM187 72V71H186ZM190 72V71H189ZM213 72V71H212ZM229 72V71H228ZM251 72V71H250ZM249 72V73H250ZM32 73V74H33ZM41 73H42V71H41ZM53 73H54V70H53ZM100 73H101V71H100ZM103 73V72H102ZM129 73V72H128ZM132 73V72H131ZM137 73V72H136ZM143 73V72H142ZM162 73V72H161ZM160 73V74H161ZM203 73H204V71H203ZM215 73V72H214ZM213 73V74H214ZM223 73V72H222ZM232 73V72H231ZM248 73V74H249ZM254 73V72H253ZM36 74V73H35ZM51 74V73H50ZM49 74V75H50ZM56 74V73H55ZM60 74V73H59ZM73 74V73H72ZM93 74V73H92ZM105 74V73H104ZM103 74V75H104ZM113 74V73H112ZM154 74V73H153ZM201 74V73H200ZM206 74V73H205ZM204 74V75H205ZM221 74V73H220ZM233 74H235V73H233ZM248 74L246 75V76H248ZM46 75H48V74H46ZM48 75V76H49ZM62 74H60V76H61ZM86 75V74H85ZM94 75V74H93ZM139 75V74H138ZM176 76L178 75V74H175ZM186 75V74H185ZM219 75V74H218ZM217 75V76H218ZM238 75V74H237ZM242 75V74H241ZM251 75V74H250ZM51 76V75H50ZM79 76V75H78ZM83 76H84V73H83ZM92 76V75H91ZM90 76V77H91ZM135 76V75H134ZM140 76V75H139ZM150 76V75H149ZM156 76V73H155V75H154V77ZM161 76H163V75H161ZM168 76V75H167ZM179 76V75H178ZM205 76H207V74L205 75ZM210 76V75H209ZM252 76V75H251ZM47 77V76H46ZM57 77H58V75H57ZM70 77V76H69ZM87 77V76H86ZM100 77V76H99ZM157 77V76H156ZM182 77H184V76H182ZM198 77V76H197ZM203 77V76H202ZM219 77H220V75H219ZM51 78H53L52 76H51ZM66 78V77H65ZM93 78H94V76H93ZM96 78V77H95ZM106 78V77H105ZM143 78V77H142ZM142 78H140V79H142ZM160 78V77H159ZM174 78H175V76H174ZM181 78V77H180ZM207 78V77H206ZM214 79H215V77H213ZM223 78V77H222ZM224 78H225V76H224ZM229 77H227V79H228ZM231 78V77H230ZM250 78V77H249ZM83 79V78H82ZM108 79V78H107ZM148 79V78H147ZM146 79V80H147ZM154 79V78H153ZM157 79H158V77H157ZM167 79V78H166ZM177 79V78H176ZM176 79H174V80H176ZM186 79V78H185ZM189 79V78H188ZM196 79V77L193 79V80H195ZM211 79V78H210ZM213 79V80H214ZM56 80V79H55ZM76 80H78V79H76ZM88 80V79H87ZM102 80V79H101ZM109 80V79H108ZM135 80V79H134ZM151 80V79H150ZM179 80H181V79H179ZM178 79H177V81H179ZM184 80V79H183ZM191 80V79H190ZM199 80H200V78H199ZM206 80V79H205ZM204 80V81H205ZM212 80V79H211ZM64 81V80H63ZM79 81V80H78ZM104 80H102L101 81V83L103 82ZM105 81H107V80H105ZM105 81H104V83H105ZM130 81V80H129ZM142 81V80H141ZM160 81V80H159ZM189 81V80H188ZM219 81V80H218ZM220 81H221V79H220ZM232 81V80H231ZM244 81V80H243ZM247 81V80H246ZM250 81H251V79H250ZM249 81V82H250ZM75 82V81H74ZM89 82V81H88ZM92 82V81H91ZM91 82H90V84H91ZM138 82V81H137ZM147 82V81H146ZM152 82V81H151ZM155 82V81H154ZM172 82V81H171ZM197 82V81H196ZM213 82V81H212ZM217 82V81H216ZM223 82V81H222ZM50 83H52V82H50ZM57 83H58V81H57ZM82 83V82H81ZM100 83V82H99ZM110 83H112L111 81H110ZM123 83H124V81H123ZM134 83V82H133ZM142 83V82H141ZM158 83V82H157ZM168 83V82H167ZM202 83H205V82H202ZM219 83V82H218ZM230 83H232V82H230ZM241 83V82H240ZM247 83V82H246ZM245 83V84H246ZM252 83H254V82H252ZM251 83V84H252ZM53 84V83H52ZM77 83H75V85H76ZM82 84H84V83H82ZM81 84V85H82ZM118 84V83H117ZM126 84H128L127 82H126ZM177 84V83H176ZM180 84V83H179ZM189 84V83H188ZM198 84V83H197ZM50 85V84H49ZM55 85V84H54ZM66 85V84H65ZM68 85V84H67ZM73 85V84H72ZM86 85V84H85ZM96 85H97V83H96ZM99 85V84H98ZM116 85V84H115ZM141 85V84H140ZM150 85V84H149ZM154 85H156V84H154ZM166 85V84H165ZM218 85V84H217ZM231 85V84H230ZM262 85V84H261ZM261 85H259L260 87H262V89H263V86H261ZM56 86H57V84H56ZM59 86V85H58ZM61 86V85H60ZM77 86V85H76ZM75 86V87H76ZM131 86V85H130ZM139 86V85H138ZM196 86V85H195ZM201 86H204V85H201ZM232 86V85H231ZM48 87H50V86H48ZM63 87V86H62ZM73 87H74V85H73ZM74 87V88H75ZM102 87V86H101ZM141 87V86H140ZM139 87V88H140ZM186 87V86H185ZM216 87V86H215ZM218 87H219V85H218ZM244 87V86H243ZM255 87H257V86H255ZM259 87V88H260ZM59 89V87H54V89ZM78 88V87H77ZM81 88H83V86L81 87ZM85 88V87H84ZM94 88V87H93ZM103 88V87H102ZM105 88V87H104ZM114 88V87H113ZM117 88V87H116ZM115 88V90H117ZM138 88V87H137ZM139 88H138V90H139ZM146 88V87H145ZM222 88V87H221ZM229 88V87H228ZM231 88V87H230ZM233 88V87H232ZM28 89V90H27ZM52 89V88H51ZM53 89V90H54ZM55 89V90H56ZM86 89V88H85ZM112 89V88H111ZM144 89V88H143ZM207 89V88H206ZM209 89V88H208ZM258 89V88H257ZM256 89V90H257ZM53 90H51V91H53ZM60 90V89H59ZM63 90H65V89H63ZM69 90V89H68ZM92 90V89H91ZM165 90V89H164ZM229 90V89H228ZM234 90V89H233ZM239 90H241V89H239ZM62 91V90H61ZM66 91V90H65ZM73 91H74V89H73ZM79 91V90H78ZM87 91V90H86ZM93 91V90H92ZM149 91V90H148ZM148 91H146V92H148ZM151 91V90H150ZM157 91V90H156ZM181 91V90H180ZM253 91V90H252ZM255 91V90H254ZM253 91V92H254ZM18 92V91H17ZM42 92V91H41ZM54 92V91H53ZM59 92V91H58ZM83 92V91H82ZM111 92V91H110ZM129 92H130V90H129ZM164 92H166V91H164ZM219 92V91H218ZM259 92V91H258ZM13 93V92H12ZM32 93V92H31ZM52 93V92H51ZM63 93H64V91H63ZM108 93V92H107ZM125 93V92H124ZM155 93V92H154ZM153 92H152V94H154ZM193 93V92H192ZM191 93V94H192ZM250 93H251V91H250ZM257 92H255V94H256ZM17 94V93H16ZM30 94V93H29ZM82 94V93H81ZM85 94H86V92H85ZM84 94V95H85ZM111 94V93H110ZM117 94V93H116ZM119 94V93H118ZM117 94V95H118ZM157 94V93H156ZM182 94V93H181ZM215 94V93H214ZM260 94H262V93H260ZM40 95V94H39ZM45 95V94H44ZM48 95V94H47ZM64 95H65V93H64ZM83 95V94H82ZM129 95H130V93H129ZM133 95V94H132ZM134 95H136V94H134ZM147 95V94H146ZM158 95V94H157ZM180 95V94H179ZM195 95V94H194ZM215 95H217V94H215ZM238 95V94H237ZM253 95V94H252ZM6 96V95H5ZM10 96V95H9ZM32 96V95H31ZM81 96V95H80ZM101 96V95H100ZM140 96V95H139ZM218 96V95H217ZM245 96V95H244ZM260 96V95H259ZM262 96V95H261ZM39 97V96H38ZM47 97V96H46ZM77 97V96H76ZM96 97V96H95ZM119 97H120V95H119ZM135 97V96H134ZM249 97V96H248ZM3 98V97H2ZM9 98V97H8ZM10 98H12V97H10ZM34 98V97H33ZM45 98V97H44ZM70 98V97H69ZM107 98H108V96H107ZM110 98H112V97H110ZM114 98V97H113ZM137 98H138V96H137ZM155 98V97H154ZM157 98V97H156ZM184 98V97H183ZM188 98V97H187ZM204 98H207L206 97V95H205V97ZM204 98H203V100H204ZM210 98V97H209ZM218 98V97H217ZM235 98V97H234ZM245 98V97H244ZM254 98V97H253ZM35 100H36V98H34ZM43 99V98H42ZM83 99H84V97H83ZM151 99V98H150ZM192 99V98H191ZM249 99V98H248ZM247 99V100H248ZM259 99V98H258ZM11 100V99H10ZM22 100H23V97H22ZM53 100H55V99H53ZM65 100V99H64ZM109 100V99H108ZM135 100V99H134ZM140 100L142 101V98H140ZM148 100V99H147ZM202 100V101H203ZM217 100V99H216ZM13 101V100H12ZM12 101H10V102H12ZM63 101V100H62ZM106 101V100H105ZM120 101V100H119ZM140 101V102H141ZM187 101V100H186ZM263 101V100H262ZM261 101V102H262ZM3 102V101H2ZM1 101H0V110H1V105H3V103H2ZM17 102V101H16ZM15 102V103H16ZM36 101H34V103H35ZM38 102V101H37ZM37 102H36V104H37ZM67 102V101H66ZM92 102H93V100H92ZM91 102V103H92ZM118 102V101H117ZM122 102H123V99H122ZM150 102V101H149ZM152 102V101H151ZM200 102V101H199ZM218 102V101H217ZM233 102V101H232ZM231 102V103H232ZM254 102V101H253ZM253 102H252V104H253ZM256 102V101H255ZM5 103V102H4ZM8 103V102H7ZM15 103H11V104H15ZM43 103V102H42ZM99 103V102H98ZM107 103V102H106ZM18 104V103H17ZM23 104V103H22ZM53 104V103H52ZM117 104V103H116ZM123 104H125V103H123ZM151 104V103H150ZM194 104V103H193ZM192 104V105H193ZM196 104V103H195ZM212 104V103H211ZM236 104V103H235ZM239 104H241V103H239ZM41 105V104H40ZM46 105V104H45ZM146 104L144 103V106H145ZM222 105V104H221ZM225 105V104H224ZM232 105H233V103H232ZM231 105V106H232ZM51 106H53V105H51ZM50 106V108H53V107H51ZM148 106V105H147ZM208 106V105H207ZM230 106V105H229ZM237 106H238V104H237ZM3 107V106H2ZM7 107V106H6ZM67 107V106H66ZM106 107V106H105ZM193 107H196L195 105L193 106ZM199 107V106H198ZM201 107V106H200ZM226 107V106H225ZM233 107H234V105H233ZM253 107V106H252ZM262 107V106H261ZM3 108H5V107H3ZM9 108H11V107H9ZM14 108V107H13ZM12 108V109H13ZM20 108V107H19ZM45 108V107H44ZM49 108V107H48ZM48 108H45V110L47 109L48 110ZM135 108V107H134ZM143 108V107H142ZM160 108V107H159ZM197 108V107H196ZM195 108V109H196ZM204 108V107H203ZM224 108V107H223ZM236 108V107H235ZM234 108V109H235ZM245 108V107H244ZM244 108H242V110L244 109ZM6 109V108H5ZM17 109V108H16ZM25 109V108H24ZM35 109V108H34ZM82 109V108H81ZM100 109V108H99ZM144 109V108H143ZM142 109V110H143ZM161 109H162V107H161ZM238 109V108H237ZM236 109V110H237ZM248 109V108H247ZM11 110V109H10ZM18 110V109H17ZM42 110V109H41ZM61 110V109H60ZM104 110V109H103ZM163 110V109H162ZM198 110V109H197ZM200 110V109H199ZM220 110V109H219ZM226 110H227V108H226ZM249 110V109H248ZM3 111H5V110H3ZM24 111V110H23ZM27 111V110H26ZM28 111H29V109H28ZM34 111V110H33ZM43 111V110H42ZM41 111V112H42ZM97 111H99L98 109H97ZM104 111H106V110H104ZM128 111V110H127ZM144 111V110H143ZM204 111V110H203ZM217 111V110H216ZM215 111V112H216ZM231 111H232V109H231ZM239 111V110H238ZM246 111V110H245ZM253 111V110H252ZM2 112V111H1ZM0 112V113H1ZM13 110H11L10 111V113L8 114V116H10V117H13ZM31 112H32V110H31ZM45 112V111H44ZM43 112V113H44ZM100 112V111H99ZM158 112H159V110H158ZM226 112V111H225ZM3 113V112H2ZM42 113V114H43ZM96 113H98V112H96ZM108 113V112H107ZM128 113V112H127ZM137 113V112H136ZM139 113V112H138ZM160 113V112H159ZM198 113H199V115H201L200 114V111H198ZM205 113V112H204ZM229 113V112H228ZM246 113V112H245ZM244 113V114H245ZM256 113V112H255ZM258 113V112H257ZM15 114V113H14ZM25 114H27V113H25ZM25 114H24V116H25ZM41 114V115H42ZM49 114V113H48ZM62 114V113H61ZM60 114V115H61ZM109 114V113H108ZM113 114H115V113H113ZM126 114V113H125ZM154 114H155V112H154ZM160 114H163V113H160ZM210 114H212V113H210ZM248 114V113H247ZM259 114V113H258ZM21 115V114H20ZM19 115V116H20ZM28 115V114H27ZM58 115H59V113H58ZM92 115V114H91ZM94 115V114H93ZM97 115V114H96ZM106 115V114H105ZM126 115H128V114H126ZM203 115V114H202ZM209 115V114H208ZM261 115V114H260ZM1 116V115H0ZM22 116V115H21ZM29 116V115H28ZM27 116V117H28ZM31 116V115H30ZM32 116H34V113H33V115ZM111 115H109V117H110ZM115 116V115H114ZM114 116H111V117H114ZM134 116V115H133ZM229 116V115H228ZM253 116H255V115H253ZM6 117H7V115H6ZM16 117H18L17 116V114H16ZM57 117V116H56ZM89 117V116H88ZM94 117V116H93ZM99 117V116H98ZM101 117V116H100ZM102 117H103V115H102ZM124 117V116H123ZM138 117V116H137ZM154 117V116H153ZM210 118H211V116H209ZM264 117V116H263ZM4 118V117H3ZM2 118V119H3ZM14 118V117H13ZM19 118V117H18ZM22 118V117H21ZM24 118V117H23ZM26 118V117H25ZM33 118V117H32ZM95 118V117H94ZM105 118V117H104ZM133 118L134 117H132V120H133ZM143 118V117H142ZM155 118H157V117H155ZM168 118H169V116H168ZM168 118H166V119H168ZM255 118V117H254ZM253 118V119H254ZM8 119V118H7ZM12 119V118H11ZM20 119V118H19ZM98 119V118H97ZM107 119V118H106ZM114 119V118H113ZM120 119V118H119ZM163 119V118H162ZM175 119V118H174ZM240 119V118H239ZM257 119V118H256ZM27 121L28 120H30V117H29V119H26ZM101 120V119H100ZM128 120V119H127ZM207 120V119H206ZM2 121V120H1ZM6 121V120H5ZM10 121V120H9ZM15 121V120H14ZM59 121H61V120H59ZM63 121V120H62ZM98 121V120H97ZM102 121V120H101ZM108 121V120H107ZM106 121V123H109V122H107ZM119 121H121V120H119ZM135 121H137V119L135 120ZM154 121V120H153ZM156 121H157V119H156ZM167 121H169V120H167ZM219 121V120H218ZM257 121V120H256ZM7 122V121H6ZM16 122H18V121H16ZM39 122V121H38ZM105 122V121H104ZM116 122V121H115ZM126 122V121H125ZM145 122V121H144ZM148 122V121H147ZM160 122V121H159ZM177 122V121H176ZM187 122V121H186ZM223 122V120H222V117H221V123ZM251 122V121H250ZM264 122V121H263ZM59 123V122H58ZM98 123H100V122H98ZM118 123V122H117ZM157 123V122H156ZM38 124V123H37ZM61 124V123H60ZM60 124H58V125H60ZM110 124V123H109ZM108 124V125H109ZM121 124V123H120ZM174 124V123H173ZM218 124H220L219 122H218ZM3 125H5V123L3 124ZM14 125V124H13ZM54 125V124H53ZM93 125V124H92ZM91 125V126H92ZM115 125H117V124H115ZM125 125V124H124ZM159 125V124H158ZM184 124H182L181 126H183ZM260 125V124H259ZM11 127H12V125H10ZM21 126V125H20ZM48 126V125H47ZM46 126V127H47ZM75 126H76V124H75ZM102 127H103V125H101ZM104 126H105V123H104ZM112 126V125H111ZM111 126H108V127H111ZM118 126V125H117ZM123 126V125H122ZM127 126V125H126ZM152 126V125H151ZM154 126V125H153ZM171 126V125H170ZM261 126V125H260ZM259 126V127H260ZM263 126V125H262ZM79 127V126H78ZM99 127V126H98ZM121 127V126H120ZM163 127H164V125H163ZM184 127V126H183ZM257 127V126H256ZM5 128V127H4ZM3 128V130H5ZM27 128H29V127H27ZM51 128V127H50ZM77 128V127H76ZM83 128V127H82ZM82 128H80V129H82ZM92 128V127H91ZM106 128V127H105ZM112 128H113V126H112ZM111 128V129H112ZM115 128V127H114ZM129 128V127H128ZM151 128V127H150ZM149 128V129H150ZM176 128H179V127H176ZM181 128V127H180ZM17 129V128H16ZM47 129V128H46ZM78 129V128H77ZM76 129V130H77ZM99 129V128H98ZM97 129V130H98ZM154 129H155V127H154ZM169 129V128H168ZM175 129V128H174ZM51 130V129H50ZM92 130V129H91ZM108 130V129H107ZM110 130V129H109ZM114 130V129H113ZM121 130V129H120ZM124 130V129H123ZM125 130H128V129H125ZM157 130V129H156ZM155 130V131H156ZM167 130V129H166ZM176 130V129H175ZM258 130V129H257ZM7 131V130H6ZM47 131V130H46ZM55 131H56V129H55ZM60 131V130H59ZM116 131V130H115ZM115 131H113V132H115ZM135 131V130H134ZM147 131V130H146ZM151 131V130H150ZM170 131V130H169ZM184 131V130H183ZM51 132V131H50ZM65 132V131H64ZM101 133H104L103 132V130L102 131H100ZM112 132V131H111ZM165 132V131H164ZM186 132V131H185ZM254 132H255V130H254ZM256 132H258V131H256ZM255 132V133H256ZM20 133H22V132H20ZM23 133H25V132H23ZM40 133H42L43 134V132H40ZM77 133V132H76ZM107 133V132H106ZM109 133V132H108ZM123 133V132H122ZM134 133V132H133ZM149 133V132H148ZM160 133V132H159ZM187 133V132H186ZM9 133H5L4 135H3V132H1V128H0V141L4 138V140H10L9 139V135H8ZM44 134H45V132H44ZM65 134V133H64ZM80 134H82L81 133V131H80ZM110 134V133H109ZM128 134H130L129 133V130H128ZM154 135L156 134V133H153ZM152 134V135H153ZM178 134V133H177ZM182 134H184V133H182ZM19 135H21L22 136V134H19ZM101 136H102V134H100ZM106 135V134H105ZM135 135V134H134ZM137 135V134H136ZM154 135H153V137H154ZM159 135V134H158ZM165 135V134H164ZM163 135V136H164ZM180 135V134H179ZM187 135V134H186ZM186 135H184V136H186ZM15 136V135H14ZM25 136V135H24ZM57 136V135H56ZM63 136V135H62ZM75 136V135H74ZM76 136H78V135H76ZM169 136V135H168ZM3 137V138H2ZM19 137V136H18ZM41 137H43V138H45L44 137V135L43 136H41ZM49 137H50V135H49ZM110 137H114L113 135H111ZM115 137H116V135H115ZM133 137V136H132ZM152 137V136H151ZM166 137V136H165ZM256 137V136H255ZM260 137V136H259ZM13 138V137H12ZM15 138V137H14ZM22 138V137H21ZM48 138V137H47ZM62 138V137H61ZM77 138V137H76ZM102 138V137H101ZM105 138V137H104ZM125 138V137H124ZM138 138V137H137ZM143 138H145V136H143ZM155 138V137H154ZM153 138V139H154ZM157 138V137H156ZM170 138V137H169ZM253 138V137H252ZM261 138V137H260ZM25 139V138H24ZM60 139V138H59ZM140 139H142V138H140ZM146 139V138H145ZM148 139V138H147ZM153 139H151V140H153ZM185 139V138H184ZM12 140V139H11ZM19 140V139H18ZM21 140V139H20ZM22 140H23V138H22ZM31 139H29V141H30ZM46 140V139H45ZM95 140V139H94ZM102 140V139H101ZM135 140V139H134ZM143 140V139H142ZM155 140V139H154ZM175 140H177V139H175ZM174 140V141H175ZM180 140V139H179ZM186 140V139H185ZM5 141V142H6ZM17 141V140H16ZM24 141V140H23ZM25 141H28V140H26L25 139ZM24 141V142H25ZM40 141H42V139L40 140ZM56 141V140H55ZM73 141V140H72ZM136 141V140H135ZM148 141H149V139H148ZM160 141V140H159ZM183 141V140H182ZM264 141V140H263ZM262 141V142H263ZM4 142V141H3ZM24 142H22L21 141V143H24ZM31 142V141H30ZM29 142V143H30ZM35 142V141H34ZM53 142V141H52ZM69 141L67 140V143H68ZM75 142V141H74ZM101 142V141H100ZM104 142V141H103ZM125 142V141H124ZM180 142V141H179ZM184 142V141H183ZM186 142H188V141H186ZM9 143V142H8ZM20 143V142H19ZM19 143H16V144H19ZM31 143H33V142H31ZM46 143V142H45ZM57 143V142H56ZM60 143V142H59ZM63 143V142H62ZM76 143V142H75ZM128 143V142H127ZM131 143V142H130ZM178 143V142H177ZM238 143V142H237ZM5 144V143H4ZM36 144H37V142H36ZM71 144V143H70ZM93 144V143H92ZM109 144V143H108ZM113 144V143H112ZM172 144V143H171ZM242 144H244V142L242 141ZM257 144V143H256ZM255 144V145H256ZM262 144V143H261ZM10 145V144H9ZM25 145V144H24ZM27 145V144H26ZM25 145V146H26ZM35 145V144H34ZM38 145V144H37ZM40 145V144H39ZM54 145V144H53ZM57 145V144H56ZM63 145H64V143H63ZM72 145V144H71ZM71 145H69V147H71ZM105 145V144H104ZM103 145V146H104ZM142 145V144H141ZM144 145V144H143ZM149 145V144H148ZM173 145H174V143H173ZM188 145V144H187ZM252 145H254V144H252ZM255 145H254V147H255ZM263 145V144H262ZM12 146H14V144L12 143ZM23 146V145H22ZM25 146H23V147H25ZM33 146V145H32ZM66 146V145H65ZM68 146V145H67ZM93 146H94V144H93ZM120 146V145H119ZM123 146V145H122ZM126 146H127V144H126ZM172 146V145H171ZM185 146V145H184ZM203 146V145H202ZM1 147V146H0ZM10 147H11V145H10ZM15 147V146H14ZM27 147V146H26ZM35 147V146H34ZM51 147H53V146H51ZM57 148H58V146H56ZM55 147V148H56ZM110 147V146H109ZM124 147V146H123ZM138 147V146H137ZM174 147V146H173ZM201 147V146H200ZM212 147V146H211ZM240 147V146H239ZM17 148H18V146H17ZM19 148H21L20 146H19ZM18 148V149H19ZM43 148V147H42ZM48 148H50V147H48ZM90 148H92V146L90 147ZM90 148H88V149H90ZM140 148V147H139ZM138 148V149H139ZM142 148V147H141ZM145 148H149V147H145ZM202 148V147H201ZM209 148V147H208ZM213 148H216V147H213ZM212 148V149H213ZM253 148V147H252ZM11 149H12V147H11ZM22 149V148H21ZM38 149V148H37ZM36 149V150H37ZM44 149V148H43ZM47 148L45 147V150H46ZM51 149V148H50ZM102 149H105L104 147L102 148ZM108 149V148H107ZM117 149H118V147H117ZM124 149V148H123ZM137 149V148H136ZM143 149V148H142ZM141 149V150H142ZM163 149V148H162ZM7 150H8V148H7ZM27 150V149H26ZM59 150H60V148H59ZM62 150V149H61ZM60 150V151H61ZM97 150V149H96ZM99 150H101V149H99ZM119 150H121V149H119ZM202 150V149H201ZM206 150V149H205ZM204 150V151H205ZM20 151V150H19ZM52 150H50V152H51ZM104 151V150H103ZM110 151V150H109ZM143 151V150H142ZM181 151V150H180ZM193 151V150H192ZM194 151H195V149H194ZM200 151V150H199ZM198 151V152H199ZM217 151V150H216ZM252 151V150H251ZM257 151V150H256ZM25 152V151H24ZM28 153H30V152H32V151H27ZM43 152V151H42ZM41 152V153H42ZM55 152H56V150H55ZM57 152H58V150H57ZM68 152V151H67ZM89 152V151H88ZM104 152H106V151H104ZM111 152V151H110ZM109 152V153H110ZM113 152V151H112ZM111 152V153H112ZM119 152V151H118ZM139 152H141V151H139ZM138 152V153H139ZM175 152V151H174ZM208 153H210L209 151H207ZM260 152H262V151H260ZM2 153H4V152H2ZM36 153V152H35ZM34 153V154H35ZM60 153V152H59ZM63 153V152H62ZM84 153V152H83ZM85 153H86V151H85ZM84 153V154H85ZM100 153H101V151H100ZM116 153V152H115ZM171 153V152H170ZM173 153V152H172ZM199 153H201V152H199ZM213 153V152H212ZM1 154V153H0ZM25 154V153H24ZM33 154V153H32ZM43 154H46L45 153V151L43 152ZM56 154V153H55ZM54 153H53V155H55ZM58 154V153H57ZM57 154L55 155L56 157H57ZM66 154V153H65ZM99 154V153H98ZM141 153H139V156H141L140 155ZM183 154V153H182ZM193 154V153H192ZM195 154H196V152H195ZM207 154V153H206ZM262 154L264 155V153L262 152ZM2 155V154H1ZM21 155H23V153H21ZM26 155V154H25ZM39 155V154H38ZM37 155V156H38ZM86 155H88L87 153H86ZM117 155V154H116ZM127 155V154H126ZM129 155V154H128ZM138 155V154H137ZM180 155V154H179ZM199 155V154H198ZM209 155V154H208ZM211 155V154H210ZM216 155V154H215ZM217 155H218V152H217ZM12 156V155H11ZM20 156V155H19ZM24 156V155H23ZM22 156V157H23ZM36 156V157H37ZM41 156V155H40ZM48 156V155H47ZM46 156V157H47ZM60 156V155H59ZM62 156V155H61ZM74 156V155H73ZM83 156V155H82ZM85 156V155H84ZM89 156H90V154H89ZM98 156H100V155H98ZM106 156H107V154H106ZM114 156V155H113ZM168 156V155H167ZM176 156H178V155H176ZM200 156V155H199ZM219 156V155H218ZM217 156V157H218ZM253 156V155H252ZM4 157V156H3ZM5 157H7V156H5ZM39 157V156H38ZM55 157V158H56ZM64 157V156H63ZM62 157V158H63ZM76 157V156H75ZM117 157V156H116ZM129 157V156H128ZM170 157V156H169ZM169 157H167V159L169 158ZM172 157V156H171ZM184 157V156H183ZM182 157V158H183ZM190 157V156H189ZM263 157V156H262ZM34 158H35V155H34ZM41 158H42V156H41ZM60 158V157H59ZM58 158V159H59ZM81 158H83V157H81ZM92 158H93V156H92ZM194 158V157H193ZM195 158H196V156H195ZM198 158V157H197ZM196 158V159H197ZM201 158V157H200ZM202 158H203V156H202ZM202 158H201V161H202ZM205 158V157H204ZM208 158V157H207ZM256 158V157H255ZM0 159H1V157H0ZM36 159V158H35ZM94 159V158H93ZM92 159V160H93ZM179 159V158H178ZM199 159V158H198ZM210 159V158H209ZM223 159V158H222ZM257 159V158H256ZM5 160V159H4ZM3 160V161H4ZM14 160V159H13ZM28 160V159H27ZM60 160V159H59ZM67 160V159H66ZM69 160H71V159H69ZM97 160H99V159H97ZM184 160V159H183ZM187 160V159H186ZM200 160V159H199ZM204 160H207V159H204ZM24 161H25V158H24ZM29 161V160H28ZM31 161V160H30ZM39 161V160H38ZM38 161H37V163H38ZM85 161H86V159H85ZM95 161V160H94ZM100 161V160H99ZM114 161V160H113ZM135 161V160H134ZM168 161V160H167ZM173 161V160H172ZM177 161V160H176ZM182 161V160H181ZM193 161H196V160H193ZM216 161V160H215ZM222 161V160H221ZM244 161V160H243ZM8 162H9V160H8ZM40 162V161H39ZM81 162V161H80ZM89 162H90V159H89ZM160 162H163V161H160ZM179 162V161H178ZM177 162V163H178ZM192 162V161H191ZM190 162V163H191ZM199 162V161H198ZM14 163H15V160H14ZM26 163V162H25ZM44 163V162H43ZM42 163V164H43ZM94 163V162H93ZM114 163V162H113ZM112 163V164H113ZM134 163V162H133ZM169 163V162H168ZM174 163V162H173ZM9 163H7V165H8ZM11 165H12V163H10ZM30 164H31V162H30ZM29 164V165H30ZM41 164V163H40ZM41 164V165H42ZM55 164V163H54ZM66 164H68V163H66ZM87 164H89V163H87ZM109 164V163H108ZM111 164V165H112ZM119 164V163H118ZM203 164V163H202ZM201 164V165H202ZM206 164H208V163H206ZM223 164V163H222ZM250 164V163H249ZM10 165V166H11ZM18 165V164H17ZM28 165V166H29ZM36 165V164H35ZM45 165V164H44ZM56 165V164H55ZM78 165V164H77ZM111 165H110V167H111ZM113 165H115V164H113ZM209 165V164H208ZM219 165V164H218ZM253 165V164H252ZM251 165V166H252ZM23 166V165H22ZM46 166V165H45ZM95 166V165H94ZM93 166V167H94ZM164 166V165H163ZM206 166V165H205ZM12 167H14V166H12ZM12 167H10V168H12ZM21 167V166H20ZM43 167V166H42ZM41 167V168H42ZM76 167V166H75ZM84 167V166H83ZM117 167V166H116ZM165 167V166H164ZM168 167V166H167ZM166 167V168H167ZM189 167V166H188ZM204 167V166H203ZM208 167V166H207ZM206 167V168H207ZM224 167V166H223ZM19 168V167H18ZM22 168V167H21ZM33 168H37V166L36 167H34L33 166ZM63 168V167H62ZM108 168V167H107ZM201 168V167H200ZM205 168V167H204ZM221 168H222V166H221ZM252 168V167H251ZM15 169H17V168H15ZM32 169V168H31ZM40 169V168H39ZM43 169H45V167L43 168ZM65 169V168H64ZM82 169V168H81ZM88 169V168H87ZM86 169V170H87ZM203 168H201V170H202ZM218 169V168H217ZM69 170V169H68ZM102 170H104V169H102ZM110 170V169H109ZM119 170V169H118ZM126 170V169H125ZM129 171H130V169H128ZM149 170V169H148ZM193 170H194V168H193ZM208 170V169H207ZM34 171V170H33ZM56 171H57V169H56ZM55 171V172H56ZM85 171V170H84ZM105 171H107V170H105ZM131 171H132V169H131ZM222 171H223V169H222ZM1 172V171H0ZM12 172V171H11ZM32 172V171H31ZM42 172V171H41ZM43 172H44V170H43ZM42 172V173H43ZM45 172H46V170H45ZM75 172H76V168H75ZM82 172H83V170H82ZM103 172V171H102ZM210 172V171H209ZM213 172V171H212ZM261 171L259 170V173H260ZM263 172V171H262ZM14 173V172H13ZM22 173V172H21ZM37 173V172H36ZM35 173V174H36ZM41 173V174H42ZM61 173H63V172H61ZM74 173V172H73ZM105 173V172H104ZM117 173V172H116ZM119 173V172H118ZM200 173V172H199ZM225 173H226V170H225ZM254 173V172H253ZM19 174V173H18ZM44 174V173H43ZM46 174V173H45ZM49 174V173H48ZM53 174V173H52ZM66 174V173H65ZM77 174V173H76ZM120 174V173H119ZM139 174V173H138ZM211 174H214V173H211ZM1 175V174H0ZM31 175V174H30ZM38 175H39V173H38ZM51 175V174H50ZM62 175V174H61ZM98 175V174H97ZM102 175V174H101ZM125 175V174H124ZM32 176V175H31ZM34 176V175H33ZM32 176V177H33ZM53 176V175H52ZM73 176H74V174H73ZM138 176V175H137ZM218 176V175H217ZM224 176V178H225V174L223 175ZM227 176V175H226ZM1 177V176H0ZM27 177V176H26ZM25 177V178H26ZM32 177H29V178H32ZM50 177V176H49ZM58 177V176H57ZM62 177V176H61ZM61 177H60V179H61ZM69 178L71 177V175L70 176H68ZM179 177V176H178ZM4 178H5V176H4ZM24 178V177H23ZM51 178V177H50ZM72 178V177H71ZM70 178V179H71ZM130 178V177H129ZM214 178V177H213ZM227 178V177H226ZM262 178V177H261ZM9 179V178H8ZM32 179H35V178H32ZM44 179V178H43ZM58 179V178H57ZM64 179V178H63ZM69 179V181H71ZM78 179V178H77ZM81 179H83V178H81ZM177 179V178H176ZM10 180V179H9ZM21 180V179H20ZM26 180V179H25ZM31 180V179H30ZM29 180V181H30ZM41 180V179H40ZM45 180V179H44ZM55 180V179H54ZM59 180V179H58ZM214 180V179H213ZM8 181V180H7ZM7 181H5V182H7ZM18 181V180H17ZM33 181V180H32ZM31 181V182H32ZM43 181V180H42ZM79 181H81V180H79ZM85 181V180H84ZM216 181V180H215ZM224 181V180H223ZM223 181H221V182H223ZM226 181V180H225ZM263 181V180H262ZM9 182V181H8ZM26 182V181H25ZM53 182H56V181H53ZM59 182V181H58ZM66 182V181H65ZM68 182V181H67ZM66 182V183H67ZM83 182V181H82ZM93 182H95V181H93ZM252 182H254V181H252ZM29 183V182H28ZM36 183V182H35ZM57 183V182H56ZM75 183H78V182H75ZM102 183V182H101ZM100 183V184H101ZM214 183V182H213ZM219 183V182H218ZM224 183V182H223ZM226 183V182H225ZM232 183V182H231ZM2 184V183H1ZM8 184V183H7ZM23 184V183H22ZM30 184V183H29ZM46 184V183H45ZM62 184V183H61ZM107 184V183H106ZM111 184V183H110ZM256 184V183H255ZM8 185H10V184H8ZM12 185V184H11ZM18 185V184H17ZM35 185V184H34ZM43 185V184H42ZM47 185V184H46ZM60 185V184H59ZM93 185V184H92ZM127 185V184H126ZM221 185V184H220ZM227 185V184H226ZM233 185V184H232ZM4 188H5V186L4 185H2ZM13 186V185H12ZM26 186V185H25ZM29 186V185H28ZM44 186V185H43ZM70 186L72 187V184H70ZM75 186V185H74ZM110 186V185H109ZM118 186V185H117ZM223 186H224V184H223ZM229 186V185H228ZM19 187V186H18ZM45 187V186H44ZM50 187V186H49ZM60 187H62V186H60ZM65 187V186H64ZM92 187V186H91ZM97 187H99V186H97ZM126 187V186H125ZM2 188V187H1ZM8 188V187H7ZM13 188V187H12ZM15 188V187H14ZM34 188V187H33ZM33 188H31L32 190H34ZM47 188H48V186H47ZM57 188H58V186H57ZM56 188V189H57ZM93 188H94V186H93ZM109 188V187H108ZM107 188V189H108ZM124 188V187H123ZM133 188V187H132ZM223 188V187H222ZM230 188H231V186H230ZM10 189V188H9ZM30 189V190H31ZM64 189V188H63ZM67 189V188H66ZM91 189V188H90ZM110 189V188H109ZM235 189V188H234ZM233 188L230 190V192H228V193H230L229 194V197L230 198H228V200L226 201L225 199V201H224V203H221V204H225V206H224V209L227 211V213H229L230 215H232V217H233V222H231V223H229L226 227H225V229L224 230H220V232H219V236H218V238H220V245L221 244H223V245H226V250H227V252L228 253H230V254H233L234 253V251L238 248V244H240V242L241 241H245V240H247V241H250V240H252V238H253V235H254V229H253V226L252 225H250V221L251 220H253L254 218H255V213L252 211V209H254L255 210V207H256V209H257V207H263L262 206V204L260 205V201L262 200H258V197L257 198H251V197H247V199L246 198H244V197H240L239 195L240 194H238L237 192H236V190H234ZM263 189H264V186H263ZM262 189V190H263ZM13 190V189H12ZM11 190V191H12ZM21 190H22V188H21ZM31 190V191H32ZM35 190H36V188H35ZM39 190V189H38ZM37 190V191H38ZM51 190V189H50ZM53 190V189H52ZM75 190V189H74ZM73 190V191H74ZM110 190H112V189H110ZM136 190V189H135ZM217 190V189H216ZM216 190H215V192H216ZM221 190V189H220ZM219 190V191H220ZM223 190H224V188H223ZM8 191V190H7ZM16 191V190H15ZM36 191V192H37ZM43 191V190H42ZM47 191V190H46ZM64 191V190H63ZM70 191V190H69ZM218 191V192H219ZM229 191V190H228ZM240 191V190H239ZM238 191V192H239ZM17 192H19L18 190H17ZM62 192V191H61ZM90 192V191H89ZM88 192V193H89ZM100 193H101V191H99ZM107 192V191H106ZM115 192H116V189H115ZM122 192H124V191H122ZM121 192V195L122 194H124V193H122ZM215 192L212 194V195H214L215 194ZM218 192H216L217 194H218ZM13 193V192H12ZM15 193V192H14ZM32 193V192H31ZM30 193V194H31ZM51 193V192H50ZM49 193V194H50ZM227 193V194H228ZM16 194V193H15ZM21 194V193H20ZM27 194H29V193H27ZM43 194V193H42ZM77 194V193H76ZM106 194V193H105ZM171 194V193H170ZM216 194V198L215 199H218V197L217 196H220L221 195V193H220V195H217ZM226 194V193H225ZM243 194V193H242ZM241 194V195H242ZM5 195V194H4ZM8 195V194H7ZM41 195V194H40ZM44 195H45V193H44ZM61 195V194H60ZM75 195V194H74ZM167 195V194H166ZM3 196V195H2ZM26 196H28V195H26ZM36 196V195H35ZM37 196H38V194H37ZM47 196V195H46ZM62 196V195H61ZM66 196V195H65ZM119 196H120V194H119ZM228 196V195H227ZM243 196H245V194H243ZM251 196V195H250ZM18 197V196H17ZM23 197V196H22ZM21 197V198H22ZM56 197H58L57 196V192H56ZM104 197V196H103ZM121 197V196H120ZM195 197H196V195H195ZM209 197H211V196H209ZM213 197V196H212ZM221 197V196H220ZM5 198V197H4ZM46 198V197H45ZM74 198V197H73ZM96 198V197H95ZM214 198V197H213ZM212 198V199H213ZM225 198H227V197H225ZM24 199V198H23ZM22 199V200H23ZM26 199V198H25ZM57 199V198H56ZM69 199V198H68ZM90 199V198H89ZM212 199H209V202L212 200ZM8 200V199H7ZM13 200V199H12ZM16 200V199H15ZM58 200V199H57ZM56 200V201H57ZM76 200V199H75ZM75 200H72V201H75ZM100 200H102V199H100ZM14 201V200H13ZM27 201V200H26ZM36 201V200H35ZM39 201V200H38ZM63 201V200H62ZM87 201V200H86ZM162 200L160 199V201L159 202H161ZM173 201V200H172ZM215 201V200H214ZM213 201V202H214ZM222 200H220V202H221ZM14 202H16V201H14ZM66 202V201H65ZM70 202V201H69ZM185 202V201H184ZM207 202V201H206ZM208 202V203H209ZM212 202V201H211ZM28 203V202H27ZM31 203V202H30ZM57 203V202H56ZM88 203V202H87ZM165 203V202H164ZM1 204V203H0ZM3 204V203H2ZM23 204H25V203H23ZM70 204V203H69ZM115 204H116V202H115ZM185 204V203H184ZM214 204V203H213ZM26 205H28V204H26ZM38 205V204H37ZM47 205H50V204H47ZM117 205V204H116ZM190 205H192V204H190ZM4 206V205H3ZM8 206V205H7ZM17 206H19L18 204H17ZM41 206V205H40ZM75 206V205H74ZM90 206V205H89ZM99 206V205H98ZM216 206V205H215ZM218 206H220L219 204H218ZM217 206V207H218ZM5 207V206H4ZM4 207H3V209H4ZM15 207H16V205H15ZM30 207V206H29ZM60 207V206H59ZM182 207V206H181ZM180 207V208H181ZM211 207V206H210ZM216 207V208H217ZM17 208V207H16ZM25 208V207H24ZM44 208V207H43ZM53 208V207H52ZM56 208V207H55ZM54 208V209H55ZM19 209H20V207H19ZM23 209V208H22ZM31 209V208H30ZM51 209V208H50ZM74 209V208H73ZM126 209V208H125ZM128 209V208H127ZM157 209V208H156ZM159 209V208H158ZM182 209H184V208H182ZM209 209V208H208ZM213 209H214V207H213ZM221 209V208H220ZM262 209V208H261ZM17 210V209H16ZM62 210V209H61ZM95 211H96V209H94ZM93 210V211H94ZM203 210H204V208H203ZM207 210V209H206ZM211 210H212V208H211ZM215 210V209H214ZM219 210V209H218ZM259 210L260 209H258V212H259ZM264 210V209H263ZM3 211V210H2ZM7 211V210H6ZM24 211H26V210H24ZM45 211V210H44ZM54 211H56V209L54 210ZM65 211V210H64ZM222 211V210H221ZM256 212H257V210H255ZM29 212V211H28ZM42 212V211H41ZM40 212V213H41ZM59 212H60V210H59ZM161 211H159V213H160ZM182 212V211H181ZM207 212H209V210L207 211ZM211 212V211H210ZM224 212V211H223ZM264 212V211H263ZM8 213V212H7ZM45 213V212H44ZM47 213V212H46ZM49 213H51V212H49ZM58 213V212H57ZM63 213H65V212H63ZM124 213V215H125V211L123 212ZM127 213V212H126ZM213 213H214V211H213ZM220 212H218V214H219ZM5 214V213H4ZM9 214V213H8ZM24 214V213H23ZM37 214H39V213H37ZM51 214H53V213H51ZM55 214V213H54ZM62 214V213H61ZM67 214V213H66ZM83 214V213H82ZM121 214V213H120ZM169 214H170V212H169ZM185 214V213H184ZM200 214V213H199ZM203 214V213H202ZM208 214V213H207ZM217 214V215H218ZM222 214V213H221ZM220 214V215H221ZM1 215V214H0ZM7 215V214H6ZM40 215V214H39ZM39 215L37 216L38 218H39ZM60 214H58V216H59ZM69 215V214H68ZM78 215V214H77ZM81 215V214H80ZM206 215V214H205ZM215 215V214H214ZM217 215H215V216H217ZM264 215V214H263ZM47 216V215H46ZM53 217H54V215H52ZM179 216V215H178ZM204 216V215H203ZM207 216V215H206ZM210 216H212V214L210 215ZM209 216V217H210ZM2 217H3V215H2ZM8 217V216H7ZM7 217H6V219H7ZM12 217V216H11ZM10 217V218H11ZM15 217V216H14ZM52 217V218H53ZM66 217H67V215H66ZM91 217V216H90ZM120 217V216H119ZM145 217V216H144ZM176 217V216H175ZM180 217V216H179ZM199 217V216H198ZM208 217V216H207ZM9 218V217H8ZM22 218V217H21ZM26 218H27V216H26ZM30 218H31V216H30ZM44 218V217H43ZM49 218V217H48ZM64 218V217H63ZM87 218H89V217H87ZM178 218V217H177ZM231 218V217H230ZM264 218V217H263ZM262 218V219H263ZM19 219V218H18ZM66 219V218H65ZM67 219H68V217H67ZM199 219H201V218H199ZM205 219V218H204ZM216 219H218V218H216ZM259 219H261V218H259ZM258 219V220H259ZM12 220V219H11ZM21 220H23V219H21ZM20 220V221H21ZM35 220V219H34ZM33 220V221H34ZM37 220V219H36ZM57 220H58V218H57ZM64 220V219H63ZM70 220H72V219H70ZM209 220V219H208ZM231 220V219H230ZM32 221V222H33ZM43 220H41V222H42ZM52 221V220H51ZM74 221V220H73ZM175 221H177V219L175 220ZM196 221H198V220H196ZM201 221V220H200ZM204 221H206V220H204ZM204 221H202V222H204ZM211 221V220H210ZM222 221V220H221ZM261 221V220H260ZM7 222V221H6ZM57 222V221H56ZM71 222V221H70ZM178 222V221H177ZM199 222V221H198ZM197 222V223H198ZM9 223V222H8ZM7 223V224H8ZM27 223V222H26ZM31 223V222H30ZM50 223V222H49ZM53 223V222H52ZM65 223V222H64ZM67 223V222H66ZM69 223V222H68ZM76 223V222H75ZM74 223V224H75ZM140 223V222H139ZM261 222H259L258 224H260ZM14 224V223H13ZM22 224H24V223H21V225ZM73 224V225H74ZM173 224H175V223H173ZM200 224H202V223H200ZM199 224V225H200ZM251 224H252V222H251ZM262 224H263V222H262ZM1 225V224H0ZM3 225V224H2ZM10 225H12L11 223H10ZM32 225V224H31ZM30 225V226H31ZM34 225V224H33ZM64 225H66V224H64ZM69 225H70V223H69ZM153 225V224H152ZM176 225V224H175ZM211 223H210V227H211ZM247 225H249V226H247ZM7 226V225H6ZM5 226V227H6ZM36 226V225H35ZM40 226H41V224H40ZM174 226V225H173ZM172 226V227H173ZM260 226V225H259ZM21 227V226H20ZM47 227V226H46ZM60 227V226H59ZM75 227V226H74ZM86 227V226H85ZM108 227V226H107ZM154 227V226H153ZM198 227V226H197ZM202 227V226H201ZM30 229H31V227H29ZM36 228V227H35ZM66 228V227H65ZM72 228H73V226H72ZM71 228V229H72ZM119 228V227H118ZM180 228V227H179ZM212 228V227H211ZM261 228V227H260ZM6 229V228H5ZM52 229H54L53 227H52ZM51 229V230H52ZM67 229V228H66ZM75 229V228H74ZM73 229V230H74ZM79 229V228H78ZM78 229H75V230H78ZM84 229V228H83ZM89 229V228H88ZM104 229V228H103ZM154 229V228H153ZM171 229V228H170ZM174 229V228H173ZM38 230V229H37ZM60 230V229H59ZM75 230H74V232H75ZM85 230V229H84ZM179 230V229H178ZM194 230H195V228H194ZM209 230H210V228H209ZM208 230V231H209ZM212 230V229H211ZM4 231V230H3ZM11 231V230H10ZM46 231V230H45ZM53 231V230H52ZM55 231V230H54ZM61 231H63V229L61 230ZM65 231V230H64ZM88 231V230H87ZM110 231H112V230H110ZM193 231V230H192ZM264 231V230H263ZM34 232H35V230H34ZM48 232V231H47ZM51 232V231H50ZM73 232V233H74ZM80 232V231H79ZM196 232V231H195ZM195 232H193V233H195ZM204 232H205V230H204ZM203 232V233H204ZM209 232H211V231H209ZM216 232V231H215ZM257 232H258V230H257ZM7 233V232H6ZM19 233V232H18ZM60 233V232H59ZM61 233H63V232H61ZM72 233V234H73ZM113 233V232H112ZM172 233V232H171ZM173 233H174V231H173ZM172 233V234H173ZM192 233V234H193ZM202 233V234H203ZM228 233V234H227ZM36 234V233H35ZM46 234V233H45ZM49 234V233H48ZM68 234V233H67ZM75 234V233H74ZM84 234V233H83ZM175 234V233H174ZM258 234V233H257ZM264 234V233H263ZM24 235H25V233H24ZM29 235V234H28ZM33 235V234H32ZM42 235V234H41ZM50 235H51V233H50ZM58 235V234H57ZM56 235V236H57ZM81 235V234H80ZM85 235V234H84ZM83 235V236H84ZM89 235V234H88ZM112 235V234H111ZM176 235V234H175ZM195 235V234H194ZM204 235V234H203ZM228 236L229 237V240H225V239H223L222 238V236ZM34 236V235H33ZM39 236V235H38ZM43 236V235H42ZM52 236V235H51ZM82 236V235H81ZM170 236V235H169ZM178 236V235H177ZM190 236H192V235H190ZM205 236V235H204ZM203 236V237H204ZM258 236H259V234H258ZM5 237V236H4ZM3 237V238H4ZM13 237V236H12ZM27 237V236H26ZM48 238H49V236H47ZM55 236H54V234H53V238H54ZM59 237V236H58ZM89 237V236H88ZM151 237V236H150ZM200 237H201V234H200ZM199 237V238H200ZM208 237H211V236H208ZM263 237V236H262ZM34 238V237H33ZM42 238V237H41ZM52 238V239H53ZM68 238H69V236H68ZM83 238V237H82ZM81 238V239H82ZM85 238V237H84ZM87 238V237H86ZM96 238V237H95ZM188 238V237H187ZM191 238V237H190ZM260 238V237H259ZM50 239V238H49ZM60 238H58V240H59ZM80 239V240H81ZM147 239H149V238H147ZM203 239V238H202ZM258 239V238H257ZM20 240V239H19ZM23 240V239H22ZM30 240L32 241V238H30ZM34 240H36L35 238H34ZM42 240V239H41ZM57 240V239H56ZM55 240V241H56ZM64 240V239H63ZM62 240V241H63ZM80 240H79V238H78V242L80 243ZM84 240V239H83ZM94 240V239H93ZM194 240V239H193ZM215 240V239H214ZM263 240V239H262ZM5 241H7V239L5 240ZM9 241V240H8ZM12 241H13V239H12ZM26 241V240H25ZM46 241H48V240H46ZM164 241V240H163ZM198 241V240H197ZM206 241H207V239H206ZM211 241V240H210ZM261 241V240H260ZM3 242V241H2ZM1 241H0V244L2 243ZM34 242H36V241H34ZM33 242V243H34ZM98 242V241H97ZM195 242H196V240H195ZM200 242V241H199ZM204 242V241H203ZM208 242V241H207ZM259 242V241H258ZM46 243H49V242H46ZM51 243H53V242H51ZM55 243L56 242H54L53 244H54V246L53 247H55V250L57 251V253H59V255H57V256H59V259L62 261L61 263H64V259H66L65 260V263L67 262V264H76V260L75 259H73V257H70V256H67L64 252H63V246L61 245V244H56L55 245ZM64 243H66V241L64 242ZM202 243V242H201ZM205 243V242H204ZM213 243V242H212ZM260 243V242H259ZM4 244V243H3ZM21 244V243H20ZM25 244V243H24ZM69 244V243H68ZM81 244V243H80ZM163 244V243H162ZM197 244H199V243H197ZM214 244V243H213ZM262 244V243H261ZM28 245V244H27ZM32 245V244H31ZM45 245V244H44ZM48 244H46V246H47ZM96 245H97V243H96ZM96 245H94V246H96ZM161 245V244H160ZM204 245V244H203ZM209 245H210V242H209ZM259 245V244H258ZM12 246V245H11ZM33 246V245H32ZM37 246V245H36ZM66 246H67V244H66ZM72 246V245H71ZM77 246V245H76ZM80 246V245H79ZM88 246V245H87ZM91 246V245H90ZM99 246V245H98ZM132 246V245H131ZM157 246V245H156ZM155 246V247H156ZM195 246V245H194ZM26 247V246H25ZM29 247H31L30 245H29ZM34 247V246H33ZM39 247V246H38ZM52 247V248H53ZM78 247V246H77ZM148 247V246H147ZM181 247H182V245H181ZM196 247V246H195ZM199 247H200V244H199ZM212 247V246H211ZM216 247V246H215ZM215 247H212V248H215ZM260 247V246H259ZM21 248V247H20ZM19 247H18V250L20 249ZM32 248V247H31ZM35 248V247H34ZM42 249H43V246L41 247ZM66 248V247H65ZM70 248V247H69ZM72 248V247H71ZM76 248V247H75ZM85 248V247H84ZM89 248H93V246H91V247H89ZM96 248H98V247H96ZM141 248V247H140ZM159 248V247H158ZM158 248H156V249H158ZM194 248V247H193ZM197 248V247H196ZM257 248V247H256ZM4 249V248H3ZM8 248H6V249H4V250H7ZM12 251L14 252V251H17L16 249H15V247L14 246H12ZM36 249V248H35ZM46 249V248H45ZM81 249V248H80ZM87 249V248H86ZM100 249V248H99ZM145 249V248H144ZM152 249V251H153V248H151ZM150 249V250H151ZM166 249V248H165ZM169 249V248H168ZM186 249V248H185ZM203 249V248H202ZM207 249V248H206ZM211 249V248H210ZM9 250V249H8ZM26 250V249H25ZM30 250V249H29ZM31 250H33V249H31ZM50 250V249H49ZM73 250V249H72ZM85 250V249H84ZM109 250H111V249H109ZM167 250V249H166ZM198 250V249H197ZM209 250V249H208ZM207 250V251H208ZM259 251L261 250V249H258ZM10 251V250H9ZM79 251V250H78ZM92 251V250H91ZM97 251V250H96ZM108 251V250H107ZM141 251V250H140ZM158 251V250H157ZM170 251V250H169ZM186 251V250H185ZM200 251V250H199ZM221 251V250H220ZM252 249H249V248H246L245 249V255H250L252 252ZM23 252V251H22ZM30 252V251H29ZM41 252V251H40ZM67 252V251H66ZM75 252V251H74ZM99 252V251H98ZM128 252V251H127ZM146 252V251H145ZM204 252V251H203ZM209 252V251H208ZM207 252V253H208ZM218 252V251H217ZM2 253V252H1ZM36 253V252H35ZM46 253H47V251H46ZM76 253V252H75ZM80 253H81V251H80ZM86 253V252H85ZM88 253V252H87ZM109 253H110V251H109ZM139 253V252H138ZM141 253V252H140ZM157 253V252H156ZM156 253H154V255L156 254ZM216 253V252H215ZM214 253V254H215ZM14 254H16V252L14 253ZM40 254V253H39ZM49 254V253H48ZM56 253H55V251H54V255H55ZM96 254V253H95ZM94 254V255H95ZM104 254V253H103ZM120 254V253H119ZM163 254V253H162ZM186 254V253H185ZM3 255V254H2ZM36 255H38V253L36 254ZM50 255V254H49ZM48 255V256H49ZM87 255V254H86ZM91 255H93L92 254V252H91ZM99 255V254H98ZM106 255H107V253H106ZM116 255H118V254H116ZM115 255V256H116ZM132 255V254H131ZM177 255V253L175 254V256ZM258 255V254H257ZM30 257L28 258V260H29V263L30 264H36L37 262L38 263H40L41 264V262H42V264L44 263V264H50L49 263V260L47 261L46 260V256H44V254H43V257H40V259H38V258H33V256H32V254L31 255H29ZM89 256V255H88ZM88 256H86V257H88ZM174 256V257H175ZM241 256V255H240ZM4 257V256H3ZM51 257V256H50ZM107 258H109L108 256H106ZM105 257V258H106ZM125 257H126V255H125ZM124 257V258H125ZM177 257H178V255H177ZM198 257H199V255H198ZM222 257V256H221ZM258 257H260V256H258ZM15 258V257H14ZM18 258V257H17ZM91 258H92V256H91ZM106 258V259H107ZM110 258H111V254H110ZM113 258V257H112ZM120 258V257H119ZM209 258V257H208ZM207 258V259H208ZM241 258H242V256H241ZM249 258H251V256L249 257ZM26 259V258H25ZM88 258H86L85 260H87ZM128 259H129V256H128ZM212 259V258H211ZM257 259V258H256ZM9 260V259H8ZM15 260V259H14ZM24 260V259H23ZM38 260H40V261H38ZM78 260V259H77ZM101 260H102V258H101ZM116 261H118L117 259H115ZM139 260H140V258H139ZM173 260V259H172ZM175 260V259H174ZM221 260V259H220ZM225 260V259H224ZM250 260V259H249ZM11 261V260H10ZM25 261V260H24ZM55 261H57V260H55ZM54 261V262H55ZM103 261V260H102ZM112 261H114L113 259H112ZM126 261V260H125ZM132 261V260H131ZM130 261V262H131ZM134 261V260H133ZM132 261V262H133ZM217 261V260H216ZM222 261V260H221ZM226 262H227V260H225ZM2 262V261H1ZM13 262V261H12ZM60 262V261H59ZM88 262V261H87ZM110 262V261H109ZM171 262V261H170ZM173 262V261H172ZM175 262V261H174ZM255 262V261H254ZM263 262V261H262ZM6 263V262H5ZM53 263V262H52ZM56 263V262H55ZM58 263V262H57ZM98 263H99V261H98ZM119 263V262H118ZM125 263V262H124ZM136 264H137V262H135ZM217 263V262H216ZM221 263V262H220ZM258 262H256V264H257ZM2 264V263H1ZM10 264H11V262H10ZM20 264V263H19ZM127 264V263H126ZM128 264H130V263H128ZM139 264H140V262H139ZM173 264H175V263H173ZM199 264V263H198ZM214 264V263H213Z\"/></svg>",
	"mask_w": 264,
	"mask_h": 264
}]
</instances>
